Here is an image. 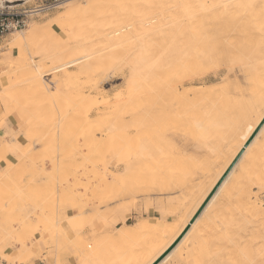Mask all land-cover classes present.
Instances as JSON below:
<instances>
[{"label": "rangeland", "instance_id": "rangeland-1", "mask_svg": "<svg viewBox=\"0 0 264 264\" xmlns=\"http://www.w3.org/2000/svg\"><path fill=\"white\" fill-rule=\"evenodd\" d=\"M0 1H2V0H0ZM43 1L44 0H33V1H29V2L18 1V2H15L13 4H8L6 2H2L3 4L1 7H8V6L11 7V6H15V5L24 4L23 5L24 7L33 9V8L37 7L39 4H41V2H43ZM67 2L70 4H80V6L82 8L84 6L86 7L85 0H61L59 7L55 8L53 10H50L46 13L39 14V15L33 17V19L29 22V24L23 30L17 31V32H12V33L4 36V38H2L0 40V72H2L4 70L7 72V68H6L7 62L9 64V62L12 63V62L16 61L17 51L14 49L10 50V44L13 41V37H15L16 35H20V34H22V35L26 34V32L28 33V31L32 27H37V28L45 27V31L43 32L42 37L40 38V42H39L41 44L39 46V48L43 49V50H41V51L37 50L38 53H37V51L35 52L36 56H35V53H34L35 50H34L32 55L28 56V57H31L30 59H32V61L34 63L38 64L42 68H46L52 63H54V65H58L57 63H59V62L62 63L66 58V56H65L66 54H64V55L59 54L55 58H51V57L45 58L44 56L43 57L40 56L42 53L46 52L47 50L60 52L64 49V46H66L67 43L70 44V43L74 42L75 40H79L82 35H84L86 33L89 34L90 31H92L91 33L94 34L95 32L99 31L98 28L100 30L101 29L104 30L108 26L107 23H103V22H105V18L103 20H101L100 18H98L99 16L95 17V15H93V14L91 15L92 17H88L89 14H86V12H85V15H83V19L85 17L87 18V19H85V22L76 21L77 19L74 18V15H68V18L66 20H64V22H60L58 24H55V21L60 19L62 16L67 15V7H65ZM246 2H247V0L246 1L243 0V2L240 3V5L241 4L244 5L243 7L241 6L242 9H240L239 4H238V6L235 4L237 7V8H235V9H237L236 11L233 9L235 5H232L231 7H229L231 11L229 10V8H227L228 11L226 10V13L224 12L225 14H222L223 16L221 15V18H220V16L219 17L216 16L219 19V20H217V18H216L217 22H215L216 20L212 19L214 17V15L212 16V13L209 14V12L211 11V10L209 11V8H208V10L203 12L204 9H207L206 6H205L206 8L203 7L204 9H202V8L199 9V7H196L194 9L198 8L197 10L193 9L192 11H189V13L191 12L190 15L186 14L187 16H184V17L181 16V18H182L181 20L179 19L180 16L175 18L176 19L175 24H172V25L175 26L178 23L175 26L176 29L174 28V26L171 27L169 25V26L161 27V29H162L161 30L158 28H153V27H157V26H153L152 24H150V25H145L147 28V29L145 28V30L148 32L147 33L145 31L147 33L145 35L141 34V33H143L142 32L143 29L139 28V30L136 31L137 33L130 35L129 37L125 36L124 38H121V39L118 38L117 41H119V39H120L119 42L115 41L116 39L115 40L110 39L109 37L105 38V39H103V38L99 39V37L93 36L94 38L96 37L97 40L99 39V41H97L96 39L94 40V38L92 37L89 40V42L91 44H96V43H99L101 40V42L99 43L101 45L100 48L95 47L96 45H94V46L90 45L89 46L90 43H88V42H87L88 44L87 43L85 44V45H87L86 46L87 48L85 46L83 49L80 48L79 50H78V48H75V50L70 55L67 56V57L70 56V59H71V56L73 59H75V58L79 59L78 58L79 55H83L82 57L90 56V54L92 55V51H94L95 54L99 50L102 52L101 57L96 62V67L100 68L101 66H99V65L104 64L100 68V70H102L104 72L106 71L107 72L106 74H108V75L104 76V79H106V80H104L101 88H102V90H104L103 92L106 93V96L107 97L109 96L108 98L110 100L107 97L105 98V96H104V98L100 97V98H96V99L95 98L91 99L92 96H90V97L88 96V98H84L83 95H85V97H86L89 94L88 92H90L88 87L90 85H93L94 83L92 82V84L89 85L88 82L85 79H83V76L81 79L80 78L81 74H79V70L77 69V67H73V69L69 68L67 70L69 74H72L73 77L75 76L74 77L75 79L72 78L71 81H69V82L64 81V79L61 77V75H59L60 73H57V74L54 73V74H51L49 76L43 77V80L45 81V83L46 82L49 83V84H47V83L46 84L48 85V88H50L51 90L48 89L49 91H46V93L42 94V95H40V93L35 92L34 87H29L25 83L22 85V83H23L22 81L25 79V76L23 75L24 73L18 72V74L17 73L16 74L19 76H17L13 72L15 75L13 73H11L9 75L10 79H11V83L13 81L14 82L16 81V83H18V84L14 85L15 83L13 82L14 84L12 83L13 84L12 88L10 89V91H8L9 97L11 98L10 102L9 101L5 102L6 101L5 97L7 96V93L5 94L6 96H4L3 93H0V94H2L1 96L3 97V98H1V96H0V120L4 119V113L5 112H9L11 115V116H9V128H11V126L14 125L15 126L14 131L18 134L6 135L7 129L4 126L0 125V137L2 135H5L6 137L9 138L10 141H13V140L17 141L16 140V138H17L20 141V143L14 149L8 150L9 152H7V151H5L4 153L0 152V242L3 243V245H0V249H2V251H0V262H3V264H7V262L4 260V257L10 256L13 253H15L16 258H17V264H22V262L27 261L26 259L30 258L29 254L31 253V258L34 261V264L36 263V261H42V262L46 263V260L49 262V264H51V261H53L54 259H58L61 255L67 254L68 250H72L73 253L71 255L74 258H78L79 261H84L85 264H133L135 262L136 257L138 256L137 254L140 253L144 247H146L147 243L143 244L142 241H144L145 239H150V238L152 239L158 233V230L160 228L155 227L156 222L161 224V227L163 230H166L163 226L168 227L170 224L162 222V221H164V217L166 216L167 212L174 210L176 208V206H179L183 202L182 200H180V201L178 200L180 198V193L182 196L183 193L185 192V191L182 192V189L186 190V192H187V188H189V186L191 185V182L189 183V181L192 178L194 179V177L196 178V176L197 177L199 176V173L197 175L196 171L197 170L200 171L203 164L207 160L209 162H211V160H213L212 159L213 156H211L212 152L210 153L209 150L212 151V149H214L216 147V145L218 146V143H216L217 138H218V142L220 143L219 146H225L224 148L222 147L223 151H224V149H227L226 146H228V143L230 144V146H229L230 149H232L233 146H232L231 142H233V145H234V142L235 143L238 142L237 138L235 137L234 140L230 139V141L233 140L231 142L228 141L229 139L228 140L224 139V141L226 140L225 141L226 144L221 145L224 143L223 139H221V138H224L226 136H223V137L216 136V139L213 138L215 136H209L208 138L205 139V141L199 140L198 136H196V135L203 130L202 129V123H201L202 119H203L202 118L203 115H201V113L198 114L199 113L198 111L200 110L203 114V111H204V109H206L205 107H208V104H209L208 101H209V99L211 100V96L213 94H211V96H209L210 98L209 97H207L208 99L205 98V101L208 100L207 101L208 103L205 102L204 99H201L204 101V103H207V105H205V104L202 105L203 102H200V100L196 96H194V101L196 100L197 101L196 103H198L195 106V105H193L195 102L190 101L193 96L189 92L190 91H198V90L201 91L202 89H204V91H205L209 87H216V88H219L220 90L222 88V92L220 91V93H218L219 96L221 95L220 97L218 96L217 93H215L213 95L214 97L216 96L219 101L218 100L215 102L213 101V103L209 104V106L212 105V107H208V108L209 109L213 108L212 110H214L215 107H213V106L215 104H218L217 102H220L218 105L226 104L224 106L228 107L230 105L229 101H232L233 102V103H231L232 106H229V108H231L232 111L229 112V109L225 108L223 106L226 110L223 108L224 113L222 111L221 112L222 115L220 114V111H219L220 115L217 117V119L218 120L221 119V123L223 121V125H225V123L230 121L231 125L235 124V127L238 126V128L240 129L241 126L239 127V125L237 124V119L240 118L239 116H241L243 110L246 108L245 106H248V104L250 102H252L251 99L257 93L260 92L259 88H261L262 85H263V87L261 88V91L264 88V84L262 82V81H264V79H263L264 77L259 78V79H261V82L258 80V78H257V80L259 82H257V80H256L257 75L260 74L261 72H263V69H264L263 61H262V60H264V53L262 52L261 49H259L260 47L264 46V36H263L264 35V29H263L264 28V22L261 20L264 17V4H261L260 0L259 1L255 0V2H254L255 4L253 2H249L250 3L249 4L247 2L248 5L249 6L251 5L253 8L250 6V8L245 9ZM251 3H253V4H251ZM263 3H264V0H263ZM254 8H255V12L253 11ZM244 10H246V11L244 12ZM247 10H249V11L247 12ZM261 11H262V13H261ZM230 12H234L236 14L234 15ZM240 12H241V15H240ZM257 12L261 13L260 14L261 16L263 14V16L259 17L260 16L259 15L258 16L259 18H257L258 20L255 19V21H254V19L252 17L254 16L256 18L257 17L256 15L258 14ZM194 14H195V17H194ZM197 14H198V16H197ZM243 14H245L246 16ZM250 14L252 16H250ZM230 15H232V16H230ZM93 16H94V18H93ZM190 16H192V17H190ZM209 16H212V17H209ZM232 17L234 18V21L232 20ZM249 17H250L252 22L254 21L253 22L254 25L258 23V25L260 24V27H258L257 29H255L256 27H254V30H252L253 29L252 26H254V25L253 24H251L252 26L249 25V23H252V22H250V19H248L249 21L246 20ZM177 18H178V21H177ZM192 18H194V19H192ZM207 18H209V19H207ZM239 18H240V20H239ZM210 19H212V22H210L211 21ZM214 19H215V17H214ZM167 20L169 21V19L167 18L164 22H166ZM256 20H257V23H255ZM201 21H202V23H201ZM208 21H209V23H208ZM222 21H225V23L224 22L222 23ZM238 21H240V22L238 23ZM247 21L249 23H247ZM100 22H101V24L103 23L106 26L103 27V25H101ZM192 22H194V23H192ZM195 22L197 25H193V24H195ZM232 22H233V26H230V25H232ZM236 23H237V26L235 25ZM180 24L182 26L184 24V26L182 27ZM208 24H210L212 26L214 24V28L210 27V26L208 27ZM220 24L223 25V27ZM192 25L195 26L196 28L192 27ZM216 25H219L220 31H222L223 33L225 32V33L223 34L221 32L222 33L221 34ZM258 25H255V26H258ZM179 26H181V27L179 28ZM215 26L217 29L215 28ZM93 27L94 28L96 27L97 29L94 30ZM205 27H207V28L205 29ZM221 28H222V30H221ZM225 28L229 31L226 32ZM259 28H261V29H259ZM192 29H194L195 31ZM223 29H224V31H223ZM154 30H157V31L155 32ZM217 31H218V33H217ZM253 31H256V32H253ZM179 32H181V34ZM250 32H251V34H250ZM157 33L159 36L157 35ZM261 33H262V35H261ZM92 34H90V35H92ZM196 34H203V36L201 35V37H197L199 35H196ZM226 34L227 35L229 34L228 37ZM256 34H258V35H256ZM135 35H136V37H135ZM213 35L215 36V38H217V42L214 41ZM253 35H254V37H253ZM259 35L261 37H259ZM76 36L77 37L80 36V37L76 38ZM131 36H134V38H132ZM209 36H210V39H211V37H213V38L210 40ZM220 36H222V38H224V39H222ZM230 36H231V38H230ZM255 36H257V38ZM163 38H164V41H163ZM186 38H187L186 46L181 45L179 43L180 40L183 41V39H185V41H186ZM220 38H221V40H220ZM258 38H259V42H258ZM228 39L230 41H228ZM92 40L97 41V42L93 43ZM105 40H106V42H105ZM143 40L144 41L148 40L150 43L149 46H151L153 44L152 46L154 48L152 50H155V51L156 50L158 51L159 49H162V48H167V49L169 48L168 49L169 55L175 56V57L181 56L182 55V52H181L182 48L183 47L186 48V49H184V51H185L184 54L187 55L185 57V64L187 67L189 66L190 68H186L188 70L187 71L184 70L183 71L184 73L181 72L183 74L180 73L179 76L185 77V75L186 76L188 75L187 76L188 79H190L189 77H192V76L196 75L197 73L199 74V76L197 78L194 76V77H192V79H190V81H194L193 83L192 82L190 83V81H188V79L186 78V80L188 81L187 82L184 78L183 80L185 82H187L185 84L183 81H182V83H178V81L175 79V78H177L175 73H174V76H175L174 79H172L173 75L172 76L169 75L168 77L162 76L163 77L162 79L165 80L166 82H163L162 79H160L161 77H158V80L156 79L157 82L155 81L156 83L154 82L155 84L154 83L152 84L153 88H150V85L149 86L147 85L148 86L147 87L143 83H141V84L137 83L136 84L137 87L134 85L128 84L129 81L125 80L124 77L121 75L122 74L126 75L127 71H129L128 69H130L131 65H134L137 62L139 63L141 61V53L143 54V52H140L141 47H142V44H140V43H143L144 42ZM10 41H11V43H10ZM109 41L111 42L110 45H109ZM137 41L139 42L138 45L140 47L138 45H136L137 47L135 46V48L133 49L132 45L135 44V42L137 43ZM140 41H142V42H140ZM155 41H157V43ZM218 41H223V42H218ZM112 42H114V44H112ZM197 42H199V43H197ZM102 43L107 44V46L104 47L107 49L103 48ZM116 43H117V46H116ZM125 43L126 44L129 43L130 46H128L129 45L128 44L125 48L124 47ZM252 43L257 44L258 46L257 45L252 46ZM165 46H167V47H165ZM146 47H148V46H146ZM101 48H103V49L101 50ZM130 48H132L133 50ZM115 49L116 50L118 49V51H115ZM208 49H209V51H208ZM263 49H264V47H263ZM112 50H113V52L115 51V53H112ZM128 50H129V52H128ZM198 50H199L200 54L202 52L201 55H203V56H201L199 53L196 54V52H198ZM39 51L41 53H39ZM81 51H85V52H81ZM134 51L136 54L134 53ZM89 52H90V54H89ZM103 52H104V54H103ZM139 52H140V54H139ZM187 53H189V54H187ZM111 54H113V55H111ZM119 54H121V55H119ZM96 55H99V54H96ZM196 55L201 56V58L199 56H198L199 58H196L197 57ZM206 55L209 56L210 60L207 57V59L209 60V64L207 62L208 60L205 59ZM239 55H241V56H239ZM64 56H65V58H64ZM105 56L106 57L108 56V57L106 58ZM202 57H204L203 59H205V60H203L204 62L207 60L206 61L207 64H206V62L202 63L203 62ZM225 57H226V59H225ZM242 57H243V59H242ZM260 57H261V60L258 59ZM186 58H188V59H186ZM252 58H257L256 60H258L262 65L260 63H258L257 61H256L257 64H255L254 63L255 59H252ZM13 59H15V60H13ZM189 59L192 60V62ZM196 59H200V60L197 61ZM251 59H252L253 63L251 62ZM82 60H80V62H81L80 64L83 66V64H85L86 61H84L85 59H82ZM194 61H196V63ZM199 61H202V62H199ZM250 62L252 65H250ZM11 63L9 64V66L12 64L16 65V67L18 66L17 65L18 62L17 63L15 62L12 64ZM41 63H42V65H41ZM167 63H168V61H167ZM171 63L172 62L170 61V64L169 65L167 64L168 68H170V70L174 69V67L176 69L179 68V70H180V67L175 66L176 63L175 64L174 63L171 64ZM180 63H181V61H180ZM196 64H198V65L196 66ZM81 65H78V66H81ZM105 65H108V66H105ZM173 65H174V67H173ZM179 66H180V64H179ZM200 66H202V67L199 69ZM165 67L167 68V66H165ZM110 68H111V70H108ZM209 68H210V70H209ZM190 69L192 71L193 70H196V71L200 70V72L204 75H200L201 73L200 72L196 73V71H195V74L193 73L194 75H192V72L189 71ZM212 69H214V71ZM229 69H230V71H229ZM162 70H164V67ZM167 70L165 69L164 74L168 75L170 72L168 71L166 73ZM108 71H110V73H108ZM174 71H175V69H174ZM188 71H189L190 75L187 74ZM215 71L218 74H216ZM237 72H238V74H237ZM120 73H122V74H120ZM12 74L14 75L13 78L11 77ZM244 74H246V75H244ZM254 74L255 75L257 74V75L255 76ZM52 75H57L56 80H58L60 82L59 85L56 86L54 84V82L52 83V78H53ZM72 75H71V77H72ZM207 75H209V76H207ZM15 76H17V77H15ZM234 76H236V79H234L235 78ZM21 77H22V79H21ZM112 77H113V79H112ZM202 77H205V78H202ZM18 78L20 79V81ZM196 79L199 81H197ZM167 80H168V82H167ZM255 80H256V82H255ZM169 82L173 83V87L170 86L171 83H169ZM210 82H211V86H210ZM220 83L224 84L223 87ZM86 84H87V86H85ZM175 84H178V85L175 86ZM179 84L181 85V87ZM218 84H220V87H218L219 86ZM240 84H242V85H240ZM143 85L145 86V88L147 87L148 89L147 90L145 89V92H143V93H146V94H144V97H143L144 99L140 100V99H142L141 98V96L143 94L142 91H144V89H143L144 87H142ZM167 85H168V87H167ZM1 86H0V89H1L0 91L3 92L2 91L3 86L2 87ZM126 86H127V88H126ZM224 86H226L227 88ZM51 87H53V88H51ZM160 87L163 88L164 92L162 91V93H159V91L161 92V90H162V89L158 90ZM191 87H193L194 90ZM81 88H82V90H81ZM138 88H139V90H138ZM140 88H142L141 91H140ZM182 88H184V89H182ZM187 88H189L190 90L186 91ZM254 88H256V89L253 90ZM86 89L89 91H87ZM174 89H176L175 91L178 90L177 92H180V93H178L177 97L173 95L175 93ZM181 89L184 92H186L185 95H187V97L189 95L190 96L189 98H191L189 100L190 102L188 103V105L185 104L186 101L184 99L186 98L188 100L189 98L185 97L184 92ZM224 89H226V90H224ZM240 89H242V90H240ZM246 89H247V91H246ZM149 90L150 91L156 90V91L152 92V94L149 95L147 93V92L151 93ZM250 90H253V91H251L252 93H250ZM129 91H133L134 93L133 92L129 93ZM135 91L140 93L139 96L135 95ZM170 92H171V94H172V92H174V93L171 95ZM177 92H176V94H177ZM229 92H231V94ZM138 93H136V94H138ZM246 93H248L249 95ZM253 93H256V94L252 95ZM129 94H130V97H129ZM131 94L133 97L135 95V98H133L131 96ZM157 94H158V96H157ZM160 94H162L163 97ZM145 95H146V97H147V95H149L147 97L148 100L146 99ZM152 95L154 97H152ZM166 95H168V96H166ZM234 95L236 97L237 96L239 97L240 95H242V97L245 96L244 97L245 100L248 98L250 100L248 99V101H247L248 104H247L246 102L245 103L242 102L243 100H241V99H244V98H242V97H240L241 99L234 98L235 97ZM136 96H138L139 99ZM171 96H173V97H171ZM180 96H181V98L179 99V102H178V97H180ZM213 96H212V99H213ZM222 96H224L223 99H222ZM226 96H227V98H226ZM250 96H252V98ZM79 97H80V99H79ZM114 97H115V99H114ZM159 97L162 100H160ZM167 97H169L170 100L167 99ZM175 97H176V99H177L176 101L178 103H176ZM228 97H229V99H228ZM150 98H152L153 103H151ZM217 98H214V100ZM230 98H231V100H230ZM232 98H233V100H232ZM1 99H3V100H1ZM100 99L101 100L103 99L105 101H103V100L101 101ZM137 99H138V101L136 102ZM155 99L158 101H156ZM171 99H173L174 101H171ZM226 99H228V100H226ZM237 99H239L241 101L239 102ZM95 100H96V102H95ZM128 100L131 103V106H130ZM180 100L181 101L184 100L183 101L184 103H181ZM235 100H237V101L234 102ZM132 101L134 102V105H136L135 107L133 106L134 109H132L133 108L132 107ZM142 101L147 102V104L149 102L148 105H146V103H145V105L147 107L145 106L143 108V106H142L143 102ZM211 102H212V100H211ZM223 102H224V104H223ZM175 103L177 104L178 107L180 106L179 104H182V107L184 104H185L184 107L187 105L189 107L188 109L191 108V113L192 112L193 113L190 114L189 113L190 110L187 111V109L184 110V111H187V113L186 112L183 113V111L181 109L182 115L180 116V114H179L180 111H178L179 109L175 110V108L174 109L171 108V107L176 106ZM191 103H192L193 107H192ZM199 103H202L201 105L204 108H202V107L200 108V106H198ZM227 103L229 105H227ZM234 103H236V104H234ZM106 104L107 105L109 104V105L107 106ZM151 104H153V107L149 110V108L152 106ZM243 105H244V108H243ZM148 106H150V107L148 108ZM177 106H176V108H177ZM11 107H13L15 110H13V108H11ZM169 107L171 108V110L169 109ZM182 107L180 106V108H182ZM163 108L166 111L170 110L171 112L168 111L169 114L165 115L164 112L161 111V110H164ZM197 108H200V109L197 110ZM219 108H220V106H219ZM219 108L218 109L215 108V110L216 109L219 110ZM11 109L13 111H10ZM201 109H203V110H201ZM227 109L229 112L228 113L229 116L226 113ZM17 110L19 111V115L17 113L18 112ZM192 110H194V111L197 110V112H195V114H194V111H192ZM215 110L212 112L206 111L204 113L205 119L207 120L206 116L208 115L209 121H211V120L213 121V119L210 120L209 114L214 113ZM217 110H216V113H217ZM129 111H131V112H129ZM148 111H150V112L148 113ZM174 111L178 112V115L176 113H174ZM236 111H237L238 115H237ZM240 111H241V114H240ZM82 112H84V113H82ZM168 112H166V113H168ZM207 112L209 114L206 115ZM132 113H136V114L142 113L143 115L145 114L146 116L148 114L150 115L152 113L151 117L153 118L155 116L153 118L155 120L152 119V123H153V121H155L153 123L154 125L148 121L149 124L147 123L148 124L147 126L148 127H150L152 125L153 126L150 128L144 127L145 128L144 129V136H135V137L133 135L132 136H124V134H123L124 133V130H123L124 126L121 125L120 122L122 119L129 118L128 115L132 114ZM159 113H161L162 116H161V114L159 115ZM196 113H197V116H195ZM216 113H214V115L213 114H211V115L213 117L214 116L216 117V115L218 114V113L217 114ZM231 113L232 114L236 113V114L232 116ZM22 114H24L25 116ZM83 114L85 116L87 114L88 116H86V117L87 118L90 117V118L88 120H86L87 118ZM174 114H176V115H174ZM183 114H185V115H183ZM21 115L23 118H21ZM149 115H148V118H150L149 120H151V117H149ZM186 115H187V118L185 117ZM192 115H194V116H192ZM223 115H225V117ZM182 116H184L187 120H188V118H190V119H192V121L189 119L187 122V120H185L184 117H182ZM212 116H211V118H213ZM230 116L233 117L234 121H233V119L230 120L231 119ZM197 117H198L197 121L201 120V122H200L201 124L196 122L197 123L196 124L197 126H196L193 124H195L194 121H196ZM222 117H224V118H222ZM17 118H19L20 120H23V122L25 119L27 120V118H30L26 122L23 123L26 126V128H25L26 133L25 134H22V132L19 130L18 127L21 124L19 123L20 120H17ZM170 118H171V120H170ZM199 118H202V119H199ZM163 119H165L166 121L169 120L168 122H165V124H166L165 127L163 125L164 122H162ZM177 119H180V120L178 121ZM226 119H227V122H226ZM160 120H161L162 124L160 123ZM214 120H216V118H214ZM224 120H225V123H224ZM86 121H88V123ZM94 121H96V123H94ZM235 121H236V123H235ZM113 122H114V124H113ZM232 122H233V124H232ZM85 123H87V124H85ZM191 125H192V131L194 133H192L191 129L189 128ZM225 126H223V127L221 126V128L223 130H225L226 129ZM154 127H157V128L155 130L153 129L154 131H152L151 129ZM160 127H161V131L165 128V132H164V130L161 132ZM198 127H200L202 130ZM79 129L83 130V131H81V134H80ZM99 129L104 130L105 134L107 133L106 136H102V134L98 132ZM147 129H148L149 134H150V131H151V133H153V132L155 133V131H157L159 129L157 132L158 134L153 133V134L148 135ZM174 129H175V131L171 132ZM197 129L199 130V132ZM169 130H171V131H169ZM176 130H178V131H176ZM186 130H187V132H186ZM166 131H167V133H166ZM189 131L191 132V134H189ZM159 132L162 133L161 134L162 136L160 135ZM175 132L177 133L178 137H177ZM168 133H169V135H168ZM183 133H185V135H187V137ZM180 134H183L184 137L182 138ZM193 135H195V136H193ZM170 136L171 137L173 136V138H171ZM210 137L212 138L211 141H210ZM186 138H187V140H186ZM146 139L147 140L149 139V140L147 141ZM158 139H160V140H158ZM166 139H167V141H166ZM220 139H221V141H220ZM135 140H136V142H134ZM157 140H158V142H156ZM164 140H165V142H163ZM198 140L201 143H203V145L205 144L204 145L205 147H203L202 144ZM175 141H178V142H175ZM187 141H189V142H187ZM151 142H152V144H151ZM198 142H199V144H198ZM207 142H209V143H207ZM212 142H213V144H215L214 147L212 146ZM31 143L35 144V145H33L32 149H29V151L27 149H25L24 151L21 152V150L24 146L26 147L27 144H31ZM37 143H39V144H37ZM165 143L168 145H166ZM208 144L211 145L212 149L210 148V145H208ZM191 145H193V146H191ZM195 145H197V146H195ZM199 145H200V147H199ZM206 145H207V147H206ZM142 146H144V147H142ZM161 146H162V148H161ZM181 146L182 147L188 146V147H184V149L186 148V150H184ZM179 147L182 148L185 153H183V151L180 150ZM191 147H194V148H191ZM202 147L204 149H202ZM208 147H209V149H208ZM164 148H166V149L164 150ZM198 148L199 149L201 148V150L199 151ZM191 149L192 150L194 149V150L192 151ZM132 150H134V151H132ZM229 150H225L224 152L227 153V152H229ZM197 151H198V153L196 154ZM230 152H232V151L230 150ZM230 152H229V155H230ZM179 153L181 154V157L179 156L180 155ZM199 153L201 155H199ZM188 154H190L191 156L193 154V156L191 157ZM209 154H211V155H209ZM262 154H261V156L264 157V155H262ZM8 155H12L13 157H10V159L8 160V158H7ZM188 156H190V157H188ZM258 156L259 155H257L256 158L259 159L260 156L259 157ZM176 157H180V158L176 159ZM182 157L185 159V160L182 159V162L186 161V163H184L186 166V172H184V170H183V169H185V166L184 167L182 166L184 164L182 162H180ZM205 157H206V160H205ZM263 157H260L259 161H257L258 159L256 160V158H254L252 160L253 164L250 163L251 161L249 162V164H246V162H248V161H246L245 159L242 161L245 164H243L241 162L239 168H237L238 171L236 173H234V175H237L236 178L239 176L240 177L242 176L243 179H242V177H241V180L239 179L240 177L237 179H234L235 177H233L232 181L235 182L238 180L239 184L241 183V185L243 187L242 191L240 189L241 186L239 184H236L234 191L231 193V196H230V194L227 196H224V197L222 196L221 198H219L216 201V203L217 202L219 203V204H217V208L215 206L216 204L213 205L214 207L210 208L212 210H209V211L210 212L212 211L214 216H215V214H216V216L218 215L217 216L218 219L216 220V216H215V220H214L213 214H210V212L208 211L210 216H208V214H207V216L210 218L212 215L211 218H213V221L209 220L210 223H209V225L207 224L210 227L209 230L207 229L208 228L207 225H205L207 228H205V231H203V234L201 232L200 235H201L202 240H206L205 237L206 238L208 237L209 240L208 241L206 240L207 241V243H206L205 241L202 242L201 238H200V249H203L200 251V253L193 255L192 251H190V250L188 251V255L189 256L191 255L190 257L188 256V258H187L188 264H197V263L201 264L202 261H205L208 259L210 254L214 253V249H215V253H218L219 249L215 245H217V243L220 242L219 237H221V238L223 237L224 239L223 238L222 239L225 240L226 232H227V236L231 235L230 232L234 233L232 235L235 236V234H237L236 232L243 229L242 224H241L242 226L236 225V224H238V222H237L238 220L240 223H242L243 221L245 222V220L247 222V223L246 222L244 223V228L245 227H247V228L243 229L244 233H245L244 234L245 237H248V236L250 237L251 235H249V233L250 234L253 233L252 236L255 237L254 239H256V237H258V236L264 235V230L262 231V227L264 228V221H262V220H264V214H263L264 213V208H263L264 206H262V205H264V202H262V201H264V187H261V184L264 185V182H263V180H264V175H263L264 169L262 170V168H261L264 165V161L262 163H260V161L263 160V159H261ZM174 158H175V160H174ZM193 158H195V159H193ZM207 158H211V159L209 160ZM163 159H166V163L162 161ZM170 159H171V163H170ZM179 159H180V161H179ZM195 160L197 163L195 162ZM154 161H155V163H154ZM177 162H178V166L180 164V166L177 168L180 170L175 169L176 171H178L177 174L180 175V173L182 172L183 177L182 176L181 177L184 180H186L185 179L186 174H187V176H188V174L192 175L191 176L192 178L190 179V175L188 177L186 176L187 180L188 179L189 180L188 181L186 180L184 182V180H181L180 178H178V176L174 177L171 175V176H169L170 179L167 177L168 181H170V182H167L165 184L163 183L164 185H166V184H168V185L167 186L162 185L161 176L162 177L165 176L162 174L163 173L162 169H163L164 174H165V171L169 172V167H171L170 169H172V168H174L173 166H177L176 165ZM161 163H164V164L162 165ZM181 163H182V165H181ZM199 163L201 166L199 165ZM258 163H260V164H258ZM38 164H40V165H38ZM41 164L43 165V167ZM188 164L191 165V166L189 165L191 168L187 167ZM195 164L199 165L200 167L199 166L196 167ZM250 164H251V166H250ZM192 165H195V167L193 166V168H192ZM38 166H40L41 168H39ZM244 166H246V168H245L246 170H248L249 168L253 169L252 171L249 169L247 171L249 173L246 172V174L248 176L247 177L248 180H245L246 174L245 175L243 173L240 174V172H239V171H242ZM103 167H107L108 171H110L111 173L113 172L111 174V176L114 175L113 177L117 176L118 178L116 177L113 179L111 177L106 176L105 179H108L106 182H104L103 179H100V178L98 179L97 170H101ZM158 167L160 168V171H158L159 170V169H157ZM259 167H260V170H262V173L259 171L256 172L257 170H259ZM42 168H43V170H42ZM194 168H195V171L192 172V169L194 170ZM40 169H41V172H40ZM187 169H191V171L190 170L187 171ZM253 171H255V175H253L254 174ZM156 172H157V174L160 173L161 175L160 174L157 175ZM190 172H192V173H190ZM251 172H252L251 175H253V176H257L258 173H259L258 175L262 174V176L260 175V176L255 177L256 179H259V182H258V180L253 182V180H255V178L250 176ZM138 173H139V176H138ZM37 174L40 176H38ZM154 175H157V177ZM145 176H146V178H145ZM164 178H166V177H164ZM172 178H173L174 182H173ZM175 178H177V180ZM249 178H250V181H249ZM145 179H147V180H145ZM179 179L181 180V182H183L182 186H181L182 183H180ZM175 180H176V182H175ZM243 180H245V181H243ZM162 181L166 182L167 180L162 179ZM246 181H248V182L246 184H244ZM186 182L189 185L186 184ZM99 183H101V184L104 183V185H105V188H103L102 192H101V190L99 191V188H96L97 184H99ZM158 183H160L161 186L166 187V188H164L165 189L164 191H162L163 187L161 188V186H158ZM173 183H175L177 185L179 184V187L176 185L178 187V189H180V187H183V188H181L179 191ZM251 183L255 184V185L253 184L255 188L252 187L253 185ZM155 184H156V186H155ZM185 184L187 185V188L185 187V189H184V186H186ZM257 184H259L260 187ZM237 185H239V186H237ZM157 186H158V188H157ZM173 186H175V188ZM169 189L170 190L173 189L172 193L174 195L177 193L176 195L178 197L172 195L170 192L168 193ZM255 189L256 190L258 189V190L256 191ZM158 190H161V191H158ZM174 190H176L175 193H174ZM177 190H178V192H177ZM239 191L241 194L243 192V194L241 195L240 193H238ZM161 192L164 194H162ZM165 192L169 194V197L171 195L172 196L169 198L168 196H166L167 194ZM160 193L162 196L160 195ZM178 193H179V195H178ZM235 194L237 196H238V194H240V196L236 197ZM145 195H147V196H145ZM258 195H260V196L258 197ZM229 196L231 197V199ZM249 196H251V197H249ZM254 196H255V198H254ZM135 197H137V198H135ZM176 197L178 199H176ZM243 200H244L245 206L243 205L241 207V205L243 204ZM220 201H222L223 204ZM226 201H228V202L226 203ZM258 201L261 203H259ZM251 202H252V206H251ZM245 203L247 205L251 206V209H253L251 211H252V213L254 212L253 215H251L252 213H250L251 212L250 207H249L250 212L247 210L248 207ZM253 204L255 205V207H253L254 206ZM218 205H219L220 210L218 209ZM222 205L224 208L222 207ZM224 205L225 206L227 205V207H225ZM232 205H234V206H232ZM69 206L70 207L72 206L73 209H75V210H72L69 214H65L64 216L61 215V213L63 212V209H64V211L70 210ZM104 206L105 207L107 206V207L105 208ZM236 207H238L240 209H238ZM32 209L35 210L36 212L40 209L43 211L44 214L41 216L40 215L35 216L34 220H33V218H32L33 214L31 212V211H33ZM242 209H244L246 213L242 212L243 211ZM215 210H217V211H215ZM226 210H228L229 212H232V214H230ZM59 212H61V213L59 214ZM75 212H78L79 214L76 216H74V215L70 216V215L74 214ZM221 212H223L222 214H224V216H227V218L222 216L223 222H225L224 220L226 218V219H228L226 221L228 223V227L230 224H231L230 227L233 225L231 227V229H230V227H229V229L226 228L227 224L221 222V220H220L221 219L220 217L222 215ZM225 212H227V213L225 214ZM257 212H258V214L259 213L260 214L259 215L255 214ZM218 213H220L221 215ZM242 213H243V215H242ZM17 214H19L20 216ZM237 214H239L240 216L242 215V217H239V215L235 216ZM229 215H231L232 217ZM228 216L231 219L233 217H235V218H233V220L231 222V219L229 220ZM244 216H245V218L243 219ZM252 216L254 218L255 217H257V218L254 219ZM237 217H238V219H236ZM23 218L26 221H28V219L32 221L31 222L32 224L29 221L27 223L29 225V228H30V229H28L29 231L26 230V228H24V226L22 224ZM142 218H145L148 223H153V225H154V227L150 230V232H151L150 236L151 237L147 233H146V235H147L146 236L144 233V234H142L143 237H142V235L140 237H138L139 239L136 237L126 238V233H131L130 231H133L132 228H130V227H132V226L134 227V226L138 225L139 222L142 220ZM250 218H251V220H250ZM73 219L75 221V224L79 228V232H82V231L88 229L91 231V233H93L94 225L96 223L98 225V227L103 230V232L101 234V238H100V241H101L100 246L104 242H106L107 245L102 246V249L99 252V250H98L99 242H96L93 239V237H91L90 239H87V238L84 239V238L79 237L78 236L79 232L73 231L71 229L70 224H69V221L73 220ZM247 220H249V221H247ZM252 220H254V221H252ZM259 220H261L260 221L261 223L263 222V226L259 222ZM165 221H171V217L168 216ZM211 221H212V225H211ZM233 221L236 222V224H234ZM253 222H254V224H253ZM257 223H259L260 225ZM116 224H120L123 227L121 229H119V231L116 232L117 233V239H116L115 245L109 246V242H108V239L106 238V236L108 234V231L111 230L112 227H114V225H116ZM219 224H221V225L219 226ZM246 224H248L249 226H247ZM126 225H128V226H126ZM217 225H218V227H216ZM56 226H58V227H56ZM221 226H222V228L225 227L222 230L224 232V234L221 232V228H220ZM52 227H53V229H51ZM250 227H252V230ZM59 228L60 229L62 228V230H59ZM213 228H214V231H216V230L217 231L214 232ZM217 228H220V229H217ZM237 228H239V229H237ZM129 229H131V230H129ZM58 230L61 233H59ZM152 230H154V231H152ZM202 230H204L203 226H202L201 231ZM250 230H251V232H248ZM212 231H213V233H216V234H213ZM228 231H229V235H228ZM39 232H40V234H39ZM217 233H220V236H219V234L217 235ZM247 233H248V235H246ZM209 235L211 237H209ZM214 235H217L216 236L217 239L219 238L218 242H217V239H214V238H216ZM222 235H224L225 237ZM92 236H93V234H92ZM251 237L249 238V241H248V238L244 239L245 241H243L245 243L248 241L247 243L249 244V254H250L249 258H251L254 255L256 256L257 253L259 254V243H260V238H261V237H258L259 239H256L255 242L256 241L257 242L255 243L253 238H251ZM38 238H41V241L38 240ZM46 238H47V240H46ZM22 239H23V241H25V249H23L22 246L20 247V245L22 244V243L20 244ZM135 239H137L136 242L134 241ZM212 240H213V242H212ZM32 241H33V243H32ZM201 242H202V244H201ZM5 243H7L9 245V247H4ZM210 243H211V245H210ZM214 243H215V245H214ZM247 243H246V245H248ZM12 245H14L15 247H12ZM29 245L30 246L32 245V247H30ZM255 245H257V246H255ZM88 246H91V247L89 248ZM23 247H24V245H23ZM28 247L32 248V249L28 250ZM209 248L211 250L214 248L213 252L209 251ZM250 248H251V250H250ZM81 249H82V251H81ZM128 249H130L131 252ZM206 249L208 250L209 253L206 252L207 251ZM255 250H257L258 252H256ZM28 251H29V253H28ZM80 251H81V253H80ZM54 252L56 253L55 256H53ZM219 252H220V250H219ZM225 252H226V250H225ZM235 252L236 251L228 253L229 255H227V252L224 253L226 255H224L222 252V254H220L221 256L218 255V257H217V255H215V257L220 258V259H229L228 256H230V257H233V259L231 258L232 260L242 259L241 256H239V254H237V252L236 253ZM92 253H93V255H92ZM232 253L234 254V256ZM21 254L23 255V257L21 256ZM231 254H232V256H231ZM201 255L203 257H205V259L203 257H202L203 259H201ZM222 255L224 257H222ZM25 256L26 257L28 256L29 258L28 257L26 258ZM213 256H214V254H213ZM128 257H130V258H128ZM196 257L197 258L199 257L198 261H197V259H195ZM193 258H194V260H193ZM127 260H128V262H127ZM173 264H175V263H173Z\"/></svg>", "mask_w": 264, "mask_h": 264}, {"label": "bare ground", "instance_id": "bare-ground-1", "mask_svg": "<svg viewBox=\"0 0 264 264\" xmlns=\"http://www.w3.org/2000/svg\"><path fill=\"white\" fill-rule=\"evenodd\" d=\"M18 1H23V2H29V1H33V0H2V1H0V6H2V2H6V3H8V4H13V3H15V2H18ZM246 1V0H245ZM259 1V0H258ZM261 1V4H264L263 3V0H260ZM243 2V0H85V4H86V7L84 6L83 8L80 6V4H70V3H66V5H65V7H67V15H64V16H62L60 19H58L57 21H55V24H58V23H60V22H64V20H66L67 18H68V15H74V18L75 19H77L76 21H82V22H85V19H87L86 17L83 19V15H85V12H86V14H89V16L88 17H92L91 15L93 14V15H95V17H97V16H99L98 18H100L101 20H103L104 18H105V22H103V23H107L108 24V26L103 30V29H99L98 28V30L99 31H97V32H95L94 34H92L91 32L92 31H90V33L89 34H84V35H82L81 36V38L79 39V40H75L74 42H72V43H67V45L66 46H64V49L62 50V51H60V52H55V51H46V52H44V53H42L40 56H44L45 58L46 57H51V58H55L57 55H59V54H61V55H64V54H66L65 56H66V58H65V56H64V58H65V60L62 62V63H57L58 65H54V63H52V64H50L48 67H46V68H42L41 66H39L38 64H36V63H34L33 61H32V59H30L31 57H28V56H31L32 55V53H33V51H34V53L37 51V50H43V49H40L39 48V46L41 45L39 42H40V38L42 37V34H43V32L45 31V27H41V28H37V27H32L29 31H28V33L26 32V34H20L19 32V34L20 35H16L15 37H13V41H12V43H11V41H10V50L11 49H14V50H16L17 51V58H16V63H17V67H16V65H13L12 63H15V62H9V64L11 63L12 65H10L9 66V64H8V62H7V64H6V68H7V72L4 70V71H2V72H0V86L3 88V92H1L0 91V93H3V95L4 96H6L5 94L7 93V96L5 97V102H7V101H9L10 102V100H11V98L9 97V94H8V91H10V89L12 88V85L14 84V85H16V84H18V83H16V81L12 84L11 83V79H10V74L11 73H17L18 74V72H20V73H24L23 75L25 76V79L21 82L22 83V85L25 83V84H27V86H29V87H34V90H35V92H37V93H40V95H42V94H45L46 93V91H49L48 89H50V88H48V85L47 84H49V83H45V81L43 80V77H45V76H49V75H51V74H54V73H60L59 75H61V77L64 79V81H71V79L72 78H74L73 77V75L72 74H69L68 73V69L69 68H72L73 69V67H77V69L79 70V74H81V79H82V76H83V79H85L87 82H88V84L90 85V84H92V82L94 83L93 85H90L89 87H88V89L90 90V92H88L89 94L85 97V95H83L84 96V98H88V96L90 97V96H92V98L91 99H96V98H104V96H105V98L107 97L106 96V93L105 92H103L104 90H102V84H103V82H104V80H106V79H104V76L105 75H108V74H106L107 72L105 71H102V70H100V68L104 65H99V66H101L100 68H97L96 67V62L98 61V59L101 57V51L99 50L96 54H99V55H96L95 54V52L94 51H92V55L90 54V52H89V54H90V56H84V57H82L83 55H79L78 56V58L79 59H73L72 58V56H71V59H70V56L69 57H67L68 55H70L74 50H75V48H78V50L81 48V49H83L84 48V46L86 47L87 45H85L87 42L88 43H90L89 42V40L93 37V36H96V37H99V39L100 38H103V39H105V38H110V39H116L115 41H117V39L118 38H124L125 36H130V35H133V34H135V33H137L136 31L137 30H139V28H141V29H143L142 30V32L143 33H141V34H143V35H145V34H147L148 32L145 30V28H146V26L145 25H150V24H152L153 26H157V27H153V28H158V29H161V27H164V26H174V25H172V24H175V18L176 17H178V16H180V20L182 19L181 18V16L182 17H184V16H187L186 14H189L190 15V13H189V11H192L194 8H196V7H199V9L200 8H202V9H204L203 7H207V9H204L203 10V12L204 11H206V10H208V8H209V14H211L212 13V16L214 15V17H215V19H214V17L212 18L213 20H216V18L217 17H219L220 16V18H221V15L222 14H225L226 13V10H227V8H229V7H231L232 5H237L238 6V4L240 5V3H242ZM247 2L249 3V2H255V0H247ZM246 2V5L248 6H246L245 5V9H248V8H250V6L248 5V3ZM253 3H251V4H253ZM70 4V5H69ZM250 4V3H249ZM255 4V3H254ZM236 5L234 6V10L236 11L237 9H235V8H237L236 7ZM241 6L243 7L244 5H240L239 7H240V9H242L241 8ZM64 7V8H65ZM205 7V8H206ZM252 7V6H251ZM253 8V7H252ZM104 9V10H103ZM198 9V8H197ZM197 9H194V10H197ZM232 9V8H231ZM229 10H230V8H229ZM233 10V11H234ZM251 10V9H250ZM228 11V10H227ZM231 11V10H230ZM243 11V10H242ZM246 10H244V12H245ZM249 10H247V12H248ZM254 12H255V8H254V10H253ZM259 11V10H258ZM202 12V11H201ZM202 12V13H203ZM225 12V13H224ZM239 12V11H238ZM260 12V11H259ZM197 13V12H196ZM201 13V14H202ZM230 13H232V14H236V13H234V12H230ZM258 13V12H257ZM261 13H262V11H261ZM261 13H258L256 16V18L253 16L252 18L254 19V21H255V19H257V18H259V17H262L263 16V14H262V16L260 15ZM238 14V13H237ZM249 14V13H248ZM254 14V13H253ZM107 15V16H106ZM233 15V16H234ZM240 15H241V12H240ZM243 15H245V14H243ZM255 15V14H254ZM260 15V16H259ZM193 16V15H192ZM192 16H190V17H192ZM197 16H198V14H197ZM212 16H209V17H212ZM217 16V17H216ZM223 16V15H222ZM230 16H232V15H230ZM246 16V15H245ZM250 16H252L251 14H250ZM259 16V17H258ZM194 17H195V14H194ZM228 17V16H227ZM226 17V18H227ZM235 17V16H234ZM237 17V16H236ZM240 17V16H239ZM93 18H94V16H93ZM169 19V21L167 20L166 22H164L166 19ZM189 18V17H188ZM201 18V17H200ZM199 18V19H200ZM242 18V17H241ZM245 18V17H244ZM185 19V18H184ZM192 19H194V18H192ZM207 19H209V18H207ZM206 19V20H207ZM212 19H210L209 21L210 22H212ZM224 19V18H223ZM248 19H250V17L249 18H247L246 20H248ZM261 19V18H260ZM263 19H264V17H263ZM263 19H261L263 22H264V20ZM91 20V19H90ZM179 20V21H180ZM217 20H219L218 18H217ZM217 20L215 21V22H217ZM226 20V19H225ZM230 20V19H229ZM232 20L234 21V18L232 17ZM239 20H240V18H239ZM243 20V19H242ZM258 20V19H257ZM257 20H256V22L255 23H257ZM177 21H178V18H177ZM176 21V22H177ZM190 21V20H189ZM209 21H208V23H209ZM227 21V20H226ZM244 21V20H243ZM249 21V20H248ZM247 21V23H249ZM253 21V22H254ZM164 22V23H163ZM184 22V21H183ZM182 22V23H183ZM225 23V21H222V23ZM228 22V21H227ZM240 21H238V23H239ZM250 22H252L251 21V19H250ZM253 22L252 23H249V25H251V24H253ZM101 24V22H100V24L101 25H103V27L104 26H106L105 24ZM163 23V24H162ZM188 23V22H187ZM186 23V24H187ZM192 23H194V22H192ZM201 23H202V21H201ZM221 23V22H220ZM221 23V24H222ZM231 23V22H230ZM229 23V24H230ZM242 23V22H241ZM246 23V22H245ZM260 23V22H259ZM178 24V23H177ZM176 24V25H177ZM220 24V25H221ZM175 25V26H176ZM181 25V24H180ZM193 25H197L196 24V22H195V24H193ZM192 25V27H195V26H193ZM202 25V24H201ZM236 26H237V23L235 24ZM254 25V24H253ZM255 25H258V23L257 24H255ZM252 26V30H254V27H256L255 29H257L258 27H260V24L258 25V26ZM175 26H174V28H175ZM182 26V25H181ZM181 26H179V28L181 27ZM183 26H184V24H183ZM182 26V27H183ZM204 26V25H203ZM207 26V25H206ZM213 27L214 28V24H213V26L212 25H210V24H208V27ZM217 26V28H218V30L220 31V29H219V25H216ZM216 26H215V28H216ZM222 27H223V25H221ZM230 26H233V22H232V25H230ZM188 27V26H187ZM262 27V26H261ZM29 28V27H28ZM94 28V27H93ZM170 28V27H169ZM191 28V27H190ZM196 28V27H195ZM207 27H205V29H206ZM216 28V29H217ZM263 28V27H262ZM97 28L95 27L94 28V30H96ZM147 29V28H146ZM171 29V28H170ZM176 29V28H175ZM185 29V28H184ZM226 29V28H225ZM259 29H261V28H259ZM264 29V28H263ZM162 30V29H161ZM178 30V29H177ZM181 30V29H180ZM192 30H194V29H192ZM208 30V29H207ZM210 30V29H209ZM221 30H222V28H221ZM236 30V29H235ZM147 33H146V32ZM155 32L157 31V30H154ZM184 31V30H183ZM195 31V30H194ZM223 31H224V29H223ZM227 31H229V30H227L226 29V32ZM17 32V31H16ZM94 32V31H93ZM193 32V31H192ZM198 32V31H197ZM222 31H220V33H221ZM253 32H256V31H253ZM166 33V32H165ZM171 33V32H170ZM180 34H181V32H179ZM217 33H218V31H217ZM219 33V34H220ZM223 33V32H222ZM221 33V34H222ZM225 33V32H224ZM223 33V34H224ZM259 33V32H258ZM90 34H92V35H90ZM155 34V33H154ZM161 34V33H160ZM178 34V33H177ZM208 34V33H207ZM206 34V35H207ZM210 34V33H209ZM215 34V33H214ZM250 34H251V32H250ZM157 35H158V33H157ZM196 35H199V36H197V37H201V35L203 36V34H196ZM205 35V36H206ZM218 35V34H217ZM216 35V36H217ZM227 35V34H226ZM229 35V34H228ZM228 35H227V37H228ZM256 35H258V34H256ZM261 35H262V33H261ZM159 36V35H158ZM193 36V35H192ZM264 36V35H263ZM80 37V36H79ZM79 37H77L76 36V38H79ZM94 38V40L96 39L97 40V38ZM132 38H134V36H131ZM135 37H136V35H135ZM140 37V36H139ZM138 37V38H139ZM190 37V36H189ZM213 37H214V41L215 42H217V38H215V36L213 35ZM213 37H211V39L213 38ZM221 38H222V36H220ZM253 37H254V35H253ZM252 37V38H253ZM256 38H257V36H255ZM259 37H261L260 35H259ZM221 38H220V40H221ZM230 38H231V36H230ZM255 38V39H256ZM99 39L97 40V41H99ZM120 39H119V41H120ZM207 39V38H206ZM209 39H210V36H209ZM210 39V40H211ZM222 39H224V38H222ZM227 39V38H226ZM247 39V38H246ZM94 40H92V42L93 43H95V42H97V41H94ZM113 40V41H114ZM254 40V39H253ZM119 41H117V42H119ZM130 41V40H129ZM144 41V40H143ZM151 41V40H150ZM163 41H164V38H163ZM176 41V40H175ZM225 41V40H224ZM228 41H230L229 39H228ZM251 41V40H250ZM100 42H101V40H100ZM99 42V43H100ZM105 42H106V40H105ZM140 42H142V41H140ZM156 43H157V41H155ZM187 42V38H186V41H185V39H183V41L182 40H180V44L181 45H185L186 46V43ZM218 42H223V41H218ZM247 42V41H246ZM252 42V41H251ZM258 42H259V38H258ZM262 42V41H261ZM87 43V44H88ZM99 43H96V44H89V46L90 45H92V46H94V45H96L95 47H99L100 48V44ZM108 43V42H107ZM110 41H109V45H110ZM130 43V42H129ZM128 43V44H129ZM132 43V42H131ZM138 41H137V43L135 42V44H133L132 46H133V49L135 48V46L136 45H138ZM197 43H199V42H197ZM256 43V42H255ZM253 44L252 43V46H256L257 44ZM263 43V42H262ZM8 44V43H7ZM99 44V45H98ZM112 44H114V42H112ZM111 44V45H112ZM123 44V43H122ZM128 44H124V47L126 48V46L128 45ZM140 44H142V47H141V50H140V52H143V54L141 53V61L138 63H136V64H134V65H131L130 66V69H128L129 71H127V73H126V75H123L122 73H120V74H122L121 76H123L124 77V79L125 80H128L129 81V83L128 84H130V85H134V86H136V84L137 83H139V84H141V83H143L144 85H150V88H153L152 87V84L156 81V79L158 80V77H161L160 79H162L163 77L162 76H172L173 75V78L172 79H174V73H175V75L177 76V78H175L177 81H178V83H182V81L184 82V84L185 83H187L188 81H190V79H192V77H198L199 76V74L197 73V72H200V70H189L190 72H192V75H194L195 74V71H196V73L198 74H196V75H194V76H192V77H189L190 79H188V75L186 76L185 75V77H180L179 75H180V73L181 72H183L184 70L185 71H187L188 69H186V68H190L189 66L187 67L186 66V64H185V57L187 56V55H185L184 53H185V51H184V49H186V48H182V55L181 56H171V55H169V52H168V49L167 48H162V49H159L158 51L156 50H152L154 47L152 46H149V41L148 40H145L143 43H140ZM163 44V43H162ZM189 44V43H188ZM223 44V43H222ZM230 44V43H229ZM98 45V46H97ZM102 45H103V48L105 47V46H107V44L106 43H102ZM119 45V44H118ZM144 45V46H143ZM204 45V44H203ZM260 45V44H259ZM262 45V44H261ZM116 46H117V43H116ZM128 46H130V44L128 45ZM139 46V45H138ZM146 46H148V47H146ZM168 46V45H167ZM167 46H165V47H167ZM233 46V45H232ZM258 46V45H257ZM137 47V46H136ZM140 47V46H139ZM208 47V46H207ZM264 47V46H263ZM263 47H258L259 49H261L262 50V52L264 53V49H263ZM87 48V47H86ZM90 48V47H89ZM103 48H101V50L103 49ZM124 48V49H125ZM148 48V49H147ZM249 48V47H248ZM46 49V48H45ZM104 49H107V48H104ZM130 49H132V48H130ZM129 49V50H130ZM132 49V50H133ZM137 49V48H136ZM139 49V48H138ZM143 49V50H142ZM167 49V50H166ZM87 50V49H86ZM91 50V49H90ZM122 50V49H121ZM127 50V49H126ZM129 50H128V52H129ZM197 50V49H196ZM223 50V49H222ZM221 50V51H222ZM260 50V51H261ZM39 51V53H41ZM109 51V50H108ZM111 51V50H110ZM115 51H118V49L116 50L115 49ZM115 51L113 52V50H112V53H115ZM136 51V50H135ZM135 51H134V53H135ZM208 51H209V49H208ZM76 52V51H75ZM81 52H85V51H81ZM80 52V53H81ZM100 52V53H99ZM132 52V51H131ZM137 52V51H136ZM140 52H139V54H140ZM254 52V51H253ZM37 53H38V51H37ZM79 53V52H78ZM88 53V52H87ZM94 53V54H93ZM109 53V52H108ZM107 53V54H108ZM190 53V52H189ZM189 53H187V54H189ZM197 53H199V50H198V52H196V54ZM207 53V52H206ZM210 53V52H209ZM226 53V52H225ZM262 53V54H263ZM103 54H104V52H103ZM106 54V55H107ZM117 54V53H116ZM136 54V53H135ZM200 54V53H199ZM201 54H202V52H201ZM200 54V55H201ZM208 54V53H207ZM239 54V53H238ZM261 54V55H262ZM39 55V54H38ZM86 55V54H85ZM88 55V54H87ZM111 55H113V54H111ZM119 55H121V54H119ZM132 55V54H131ZM210 55V54H209ZM35 56H36V53H35ZM39 56V57H40ZM197 56V57H196ZM195 57L196 58H201V56H203V55H201V56H199V55H196ZM199 56V57H198ZM237 56V55H236ZM235 56V57H236ZM239 56H241V55H239ZM263 56V55H262ZM33 57V56H32ZM106 57V56H105ZM108 57V56H107ZM106 57V58H107ZM111 57V56H110ZM181 57V58H180ZM207 57H208V59H209V56H207L206 55V57H205V59H207ZM255 57V56H254ZM14 58V57H13ZM63 58V59H64ZM204 57H202V61L203 60H205V59H203ZM238 58V57H237ZM82 59H85L84 61H86V63L85 64H83V66L80 64L81 62H80V60H82ZM186 59H188V58H186ZM207 59V60H208ZM225 59H226V57H225ZM242 59H243V57H242ZM252 59H255V64H257L256 63V61L258 62V63H260L258 60H256L257 58H252ZM252 59H251V62H252ZM259 60H261V57L260 58H258ZM13 60H15V59H13ZM41 60V59H40ZM190 60V59H189ZM197 61L198 60H200V59H196ZM206 60V61H207ZM210 60V59H209ZM209 60L207 61L208 62V64H209ZM83 61V60H82ZM167 61H168V63H167ZM170 61L172 62V63H176L175 64V66H178V67H180V70H179V68H175L174 67V65H173V67H174V69H175V71H174V69H172V70H170V68H168V65L170 64ZM180 61H181V63H180ZM191 62H192V60H190ZM202 61H199V62H202ZM205 61V62H206ZM213 61V60H212ZM227 61V60H226ZM263 61V66H264V60H262ZM195 63H196V61H194ZM204 61L202 62V63H205ZM207 62H206V64H207ZM251 62H250V65H252L251 64ZM100 63V62H99ZM122 63V62H121ZM120 63V64H121ZM171 63V64H172ZM198 63V62H197ZM249 63V62H248ZM253 63V62H252ZM40 64V63H39ZM168 64V65H167ZM179 64H180V66H179ZM189 64V63H188ZM261 64V63H260ZM41 65H42V63H41ZM44 65V64H43ZM78 65H81V66H78ZM198 64H196V66H197ZM212 65V64H211ZM262 65V64H261ZM47 66V65H46ZM98 66V65H97ZM105 66H108V65H105ZM165 66H167V68L165 67ZM249 66V65H248ZM163 67H164V70H162L163 69ZM170 67V66H169ZM172 67V68H173ZM202 66H200L199 67V69L201 68ZM217 67V66H216ZM235 67V66H234ZM261 67V66H260ZM5 68V69H6ZM104 68V67H103ZM112 68V67H111ZM111 68L110 69H108V70H111ZM182 68V69H181ZM212 68V67H211ZM250 68V67H249ZM106 69V68H105ZM165 69L167 70L166 71V73L169 71L170 73L167 75V74H164L165 73ZM77 70V71H78ZM107 70V69H106ZM209 70H210V68H209ZM213 71H214V69H212ZM189 71H188V73L187 74H189L190 75V73H189ZM229 71H230V69H229ZM260 71V70H259ZM122 72V71H121ZM125 72V71H124ZM216 72V71H215ZM13 73V74H14ZM108 73H110V71H108ZM184 73V72H183ZM183 73H181V74H183ZM194 73V74H193ZM201 73V72H200ZM206 73V72H205ZM208 73V72H207ZM214 73V72H213ZM258 73V72H257ZM12 74V78L14 77V75ZM16 74V75H17ZM216 74H218L217 72H216ZM233 74V73H232ZM237 74H238V72H237ZM71 75H72V77H71ZM75 75V74H74ZM200 75H204V74H200ZM213 75V74H212ZM244 75H246V74H244ZM255 75V74H254ZM257 75V74H256ZM255 75V76H256ZM17 76H19V75H17ZM17 76H15V77H17ZM53 76V78H52V83L54 82V84L57 86V85H59V81L58 80H56V76L57 75H52ZM114 76V75H113ZM207 76H209V75H207ZM249 76V75H248ZM60 77V76H59ZM206 77V76H205ZM205 77H202V78H205ZM215 77V76H214ZM235 78L234 79H236V76H234ZM254 77V76H253ZM261 77H264V69H263V72H261L260 74H258L257 75V77H256V80H257V78H258V80L261 82V79H259V78H261ZM185 78V80H186V78L188 79V81L187 82H185L183 79ZM247 78V77H246ZM15 79V78H14ZM19 79V78H18ZM21 79H22V77H21ZM75 79V78H74ZM110 79V78H109ZM112 79H113V77H112ZM171 79V80H172ZM179 79V80H178ZM195 79V78H194ZM199 79V78H198ZM238 79V78H237ZM264 79V78H263ZM17 80V79H16ZM80 80V79H79ZM197 80V79H196ZM256 80H255V82H256ZM257 80V82H259ZM19 81H20V79H19ZM18 81V82H19ZM73 81V80H72ZM82 81V80H81ZM162 81L163 82H166L165 80H163L162 79ZM197 81H199V80H197ZM196 81V82H197ZM204 81V80H203ZM208 81V80H207ZM241 81V80H240ZM254 81V80H253ZM85 82V81H84ZM157 82V81H156ZM155 82V83H156ZM167 82H168V80H167ZM173 82V81H172ZM172 82H169V83H171V85L170 86H172L173 87V83ZM175 82V81H174ZM193 83L194 81H190V83ZM205 82V81H204ZM242 82V81H241ZM249 82V81H248ZM252 82V81H251ZM263 82V84H264V81H262ZM71 83V82H70ZM69 83V84H70ZM154 83V84H155ZM160 83V82H159ZM189 83V84H190ZM202 83V82H201ZM127 84V85H128ZM158 84V83H157ZM156 84V85H157ZM161 84V83H160ZM167 84V83H166ZM183 84V85H184ZM199 84V83H198ZM206 84V83H205ZM208 84V83H207ZM221 84V83H220ZM220 84H218L219 86L218 87H220ZM251 84V83H250ZM260 84V83H259ZM258 84V85H259ZM142 86V87H144L143 89H144V91H142V93L143 92H145V89L147 90L148 88V86L145 88V86ZM176 85H178V84H175V86ZM180 85V84H179ZM209 85V84H208ZM222 85V87H223V85L224 84H221ZM240 85H242V84H240ZM85 86H87V84L85 85ZM194 86V85H193ZM210 86H211V82H210ZM214 86V85H213ZM217 86V85H216ZM251 86V85H250ZM253 86V85H252ZM261 86V85H260ZM50 87V86H49ZM78 87V86H77ZM137 87V86H136ZM156 87V86H155ZM167 87H168V85H167ZM166 87V88H167ZM180 87H181V85H180ZM224 87H226V86H224ZM263 87V85L261 86V88ZM51 88H53V87H51ZM126 88H127V86H126ZM131 88V87H130ZM176 88V87H175ZM190 88V87H189ZM189 88H187L186 89V91L188 90H190ZM192 89H193V87H191ZM227 88V87H226ZM253 88V87H252ZM258 88V87H257ZM261 88H259V93H253L252 95H254V94H256L253 98H252V96H250L252 99H251V101L252 102H250L249 104H248V99H246L245 100V96L244 97H242V95H240L239 97L237 96H235L234 98H239V99H241L240 97H242V98H244V99H241V100H243L242 102H246L247 104H248V106H245L246 108L243 110V112H242V114H241V111H240V114H241V116H237L239 119H237V124L239 125V127H240V129L238 128V126H236L235 127V124L234 125H231V122L230 121H228L227 122V119H226V122L227 123H225V120H224V123H225V125H223V121H222V123H221V119L220 120H218L217 119V117L221 114V112L223 111V113H224V109L225 108H228L229 109V112L230 111H232L231 110V108H229V106H232L231 105V103H233L232 101H229V103H230V105L227 103V105H229L228 107L227 106H224V105H226V104H224V102H223V104L224 105H218L220 102H217L218 104H215L213 107H215V108H219V106H220V108H219V110H217V113H216V110H215V108H214V110H215V112L214 113H216L217 115H216V117L214 116H212L211 114H213L214 115V113H211L212 111H214V110H212L213 108H211V109H209L208 107H212V105L211 106H209V104H211V103H213V101L215 102V101H217L218 100V98L215 96H213L215 93H220V91L222 92V88H221V90L219 89V88H216V87H209L208 89H206L205 91H204V89H202L201 91H199L198 89V91H190L189 93L193 96L192 97V99L191 98H189L190 96L188 95V97H187V95H185V93L186 92H184L182 89H184V88H182L181 90L184 92V95H185V97H187V98H189L188 100L185 98L184 100L187 102H185V104H187L188 105V103L190 102V101H194V96H196L199 100H200V102H203V104L202 103H199V105L198 106H200V108L202 107V108H204L202 105H207V103L209 102V104H208V107H205L206 109H204V111H203V114H202V112L199 110L198 112V114H200L201 113V115H203V119L202 118H199V119H202V122H201V120H198L197 121V119H198V117L200 116H198L197 118H196V121H194L195 122V124H193V125H196L197 123H199V124H201L202 123V129L200 128V127H198V128H200L202 131L201 132H199V130H198V134L196 135V136H198V138H199V140H204L205 141V139L206 138H208L209 136H215V137H213L214 139H216V136H220V137H223V136H226V137H224V138H221V139H223V141H224V139H229L228 141L229 142H231V141H233L234 140V138L236 137L237 138V140H238V142L237 143H235L234 142V145H233V142H231L232 143V146H233V150L232 149H230V144L228 143V146H226L227 147V149H224V151L225 150H231L232 152H230V150H229V152H230V155H229V152H227V153H225L224 151H223V149H222V147L224 148L225 146H219L220 145V143L218 142V138H217V141H216V143H218V146L216 145V147L214 148V149H212L211 148V145L210 144H208V145H210V148L212 149V151L211 150H209V152L211 153L212 152V155L211 154H209V155H211V156H213V160H211V162H209L208 160L203 164V166H202V168H201V170L199 171V170H197L196 171V173H197V175H198V173H199V176L197 177L196 176V178L194 177V179L191 177L192 175H190V174H188V176L190 175V181H189V183L191 182V185L189 186V188H187V185L186 184H188L187 182H186V186H184V189H185V187L187 188V192H186V190H183L182 189V192H184L183 193V195L181 196V193H180V198L178 199L177 197V193L174 195L173 193H172V190L175 188V186L177 185V184H175V183H173L175 186H173L172 188L173 189H169V191H168V193L170 192L172 195H174V196H177L176 197V199H178L179 201L180 200H182L183 202L179 205V206H176V208L174 209V210H172V211H170V212H167V214H166V216L164 217V221L167 219V217L168 216H170L171 217V221H162L163 223H169L170 225L168 226V227H165V226H163L166 230H163L162 229V227H161V224L160 223H158V222H156V225H155V227L156 228H160L159 230H158V233L156 234V236L155 237H153L152 239L150 238V239H145L144 241H142V243L143 244H145V243H147L146 244V247H144L143 248V250L140 252V253H138L137 255V257H136V259H135V262L133 263V264H147V262H148V258L149 257H151V260H152V264H154L155 263V261L156 260H158L159 259V257L165 252V251H168L169 250V248L174 244V242L179 238V236H181V234H182V232L189 226V223H190V221H191V219L193 218V216L196 214V212L199 210V208L202 206V204H204V202H205V200L208 198V196H209V194L211 193V191L213 190V188L216 186V184L219 182V180H220V178L223 176V174L226 172V170L228 169V167L232 164V162L234 161V159L236 158V156L241 152V150L243 149V147H244V145L246 144V142L249 140V138L252 136V134L251 135H248V136H245V133L246 132H249V130H251V132H255V130L258 128V126L259 125H257V124H255V123H253V121H254V119L255 118H257L258 116H259V114H260V112H261V109L262 108H264V88L262 89V91H261ZM134 89V88H133ZM141 89L142 88H140V91H141ZM157 89V88H156ZM160 89H162L161 90V92L159 91V93H162V91L164 92V90H163V88H159L158 90H160ZM178 89V88H177ZM196 89V88H195ZM256 88H254L253 90H255ZM1 90V89H0ZM51 90V89H50ZM81 90H82V88H81ZM87 90V89H86ZM89 90H87V91H89ZM135 90V89H134ZM138 90H139V88H138ZM170 90V89H169ZM176 89H174V91H175ZM194 90V89H193ZM224 90H226V89H224ZM240 90H242V89H240ZM253 90H250V93H252L251 91H253ZM80 91V90H79ZM150 91V90H149ZM154 91H156V90H154ZM154 91H150L151 93H149V92H147L149 95H151L152 94V92H154ZM173 91V90H172ZM178 91V90H177ZM177 91H175V93L174 92H172V94L174 95V96H176L177 97V95H178V93H180V92H177ZM246 91H247V89H246ZM258 91V90H257ZM256 91V92H257ZM82 92V91H81ZM133 91H129V93H132ZM158 92V91H157ZM176 92H177V94H176ZM233 92V91H232ZM239 92V91H238ZM255 92V91H254ZM75 93V92H74ZM134 93V92H133ZM136 93H138L137 91H135V95H138L139 96V94L140 93H138V94H136ZM182 93V92H181ZM230 94H231V92H229ZM144 94H146V93H143L142 94V96H141V98L142 99H140V100H143L144 98ZM164 94V93H163ZM170 94H171V92H170ZM171 94V95H172ZM211 94H213L212 96H213V99H212V96H211ZM227 94V93H226ZM229 94V95H230ZM238 94V93H237ZM236 94V95H237ZM246 94H248V93H246ZM2 94H0V96H1ZM78 95V94H77ZM135 95H134V97L132 96V94H131V96L133 97V98H135ZM149 95H147V97L149 96ZM155 95V94H154ZM161 96H162V94H160ZM181 95V94H180ZM249 95V94H248ZM11 96V95H10ZM80 96V95H79ZM82 96V95H81ZM138 96H136V97H138ZM157 96H158V94H157ZM160 96V97H161ZM166 96H168V95H166ZM165 96V97H166ZM209 96H211V100H212V102H211V100L209 99V101L207 100L208 98L207 97H209ZM218 96H219V94H218ZM221 96V95H220ZM219 96V97H220ZM228 96V95H227ZM227 96H226V98H227ZM232 96V95H231ZM109 97V96H108ZM107 97V98H108ZM129 97H130V94H129ZM131 97V98H132ZM145 97H146V95H145ZM147 97H146V99H147ZM151 97V96H150ZM152 97H154L153 95H152ZM160 97H159V99H160ZM163 97V96H162ZM171 97H173V96H171ZM176 97H175V101L177 100L176 99ZM223 97L224 96H222V99H223ZM233 97V96H232ZM249 97V96H248ZM1 98H3L2 96H1ZM75 98V97H74ZM130 98V99H131ZM181 98V96L180 97H178V102H179V99ZM205 98H207L206 100L208 101H205ZM210 98V97H209ZM214 98H217V99H215L214 100ZM79 99H80V97H79ZM109 99V98H108ZM114 99H115V97H114ZM128 99V98H127ZM138 99H139V97H138ZM138 99L136 100V102L138 101ZM145 99V100H146ZM151 99V103H153V101H152V98H150ZM158 99V98H157ZM167 99H169V97H167ZM191 99V100H190ZM201 99H204V101L205 102H207V103H204V101L203 100H201ZM221 99V98H220ZM228 99H229V97H228ZM228 99H226V100H228ZM239 99H237L239 102L241 101V100H239ZM1 100H3V99H1ZM98 100V99H97ZM101 100V99H100ZM99 100V101H100ZM103 100V99H102ZM101 100V101H102ZM107 100V99H106ZM110 100V99H109ZM148 100V99H147ZM156 100V99H155ZM154 100V101H155ZM160 100H162V99H160ZM170 100V99H169ZM183 100V101H184ZM190 100V101H189ZM230 100H231V98H230ZM232 100H233V98H232ZM237 100H235L234 102H236ZM250 100V99H249ZM78 101V100H77ZM103 101H105V100H103ZM108 101V100H107ZM156 101H158V100H156ZM167 101V100H166ZM171 101H174L173 99H171ZM170 101V102H171ZM181 101V100H180ZM183 101H181V103H184ZM219 101V100H218ZM95 102H96V100H95ZM128 102H129V100H128ZM140 102V101H139ZM143 102V101H142ZM161 102V101H160ZM177 101H176V103H178ZM195 103L193 104V105H197L198 103H196L197 101L195 100L194 101ZM222 102V101H221ZM108 103V102H107ZM141 103V102H140ZM145 103H146V105H148L149 104V102H148V104H147V102H143V104H142V106H143V108L146 106L145 105ZM156 103V102H155ZM154 103V104H155ZM159 103V102H158ZM168 103V102H167ZM172 103V102H171ZM170 103V104H171ZM174 103V102H173ZM175 103V104H176ZM193 103V102H192ZM192 103H191V105H192ZM243 103V104H244ZM11 104V103H10ZM95 104V103H94ZM129 104H130V106H131V103L129 102ZM157 104V103H156ZM184 104V105H185ZM202 104V105H201ZM234 104H236V103H234ZM107 105V104H106ZM109 105V104H108ZM107 105V106H108ZM141 105V104H140ZM139 105V106H140ZM152 106L150 107V106H148V108H149V110L153 107V104H151ZM158 105V104H157ZM181 107H182V104H179ZM184 105H183V107L182 108H180V106L178 107L177 106V104H176V106H177V108H176V106L175 107H171L172 109H174L175 108V110L176 109H179L178 111H180V116L182 115V112H181V109H182V111H183V113H187V111H189L190 110V114H192L191 113V108L190 109H188L189 107L186 105L185 107H184ZM190 105V106H191ZM193 105H192V107H193ZM218 105V106H217ZM239 105V104H238ZM103 106V105H102ZM135 107L136 105H134V102L132 101V107ZM156 106V105H155ZM154 106V107H155ZM194 106V107H195ZM222 106V107H221ZM225 108H224V107ZM242 106V105H241ZM240 106V107H241ZM14 107V106H13ZM13 107H11V108H13ZM84 107V106H83ZM129 107V106H128ZM134 107L132 108V109H134ZM147 107V106H146ZM160 107V106H159ZM166 107V106H165ZM123 108V107H122ZM142 108V109H143ZM161 108V107H160ZM171 108L169 107V109L171 110ZM184 108V109H183ZM196 108V107H195ZM200 108H197V110L198 109H200ZM224 108V109H223ZM236 108V107H235ZM243 108H244V105H243ZM7 109V108H6ZM130 109V108H129ZM164 109V108H163ZM187 109V111H184V110H186ZM222 109V110H221ZM228 109H227V114L229 113L228 112ZM5 110V109H4ZM13 110H15L14 108H13ZM12 109L10 110V111H13ZM23 110V109H22ZM85 110V109H84ZM137 110V109H136ZM135 110V111H136ZM161 110V109H160ZM170 110H168L169 112H171ZM197 110L196 111H194V110H192V111H194V114H195V112H197ZM201 110H203V109H201ZM226 110V109H225ZM235 110V109H234ZM18 111V110H17ZM86 111V110H85ZM142 111V110H141ZM145 111V110H144ZM161 111H163L164 112V114L166 115V114H169V112L168 111H166L165 109L164 110H161ZM160 111V112H161ZM168 112V113H166V112ZM206 111H211L210 113L211 114H209L208 112L206 113V115L207 114H209V117H210V120L211 119H213V121L211 120V121H209V119H208V115L206 116V118H207V120L205 119V115H204V113L206 112ZM219 111H220V114H219ZM21 112V111H20ZM88 112V111H87ZM129 112H131V111H129ZM134 112V111H133ZM146 112V111H145ZM150 111H148V113H149ZM9 113V112H8ZM18 113V115H19V111L17 112ZM24 113V112H23ZM82 113H84V112H82ZM126 113V112H125ZM128 113V112H127ZM162 113V112H161ZM161 113H159V115L161 114ZM174 113H176L177 115H178V112H175L174 111ZM225 113V114H226ZM236 113H237V111H236ZM235 113V114H236ZM147 114V113H146ZM152 114V113H151ZM151 114L149 115V117H151ZM163 114V113H162ZM162 114H161V116H162ZM173 114V113H172ZM176 114H174V115H176ZM232 114V113H231ZM235 114H232V116L233 115H235ZM22 115H24V114H22ZM22 115H21V118H23L22 117ZM84 115V114H83ZM82 115V116H83ZM148 115L146 116L145 114L143 115L142 113L140 114H136V113H132V114H129L128 115V117L129 118H125V119H122L121 120V122H120V124L121 125H123L124 127H123V130H124V136H144V129L146 128V127H148L147 125L149 124V122H151L152 123V119L155 117L154 115V117L152 118L151 117V120H149L150 118H148ZM183 115H185V114H183ZM213 117V118H211V116ZM222 115V114H221ZM237 115H238V113H237ZM11 116V115H10ZM25 116V115H24ZM85 116V115H84ZM86 116H88L87 114H86ZM85 116V117H86ZM192 116H194V115H192ZM195 116H197V113H196V115ZM224 117H225V115H223ZM228 116H229V114H228ZM232 116H230L231 117V119L230 120H232L233 119V117ZM20 117V116H19ZM119 117V116H118ZM158 117V116H157ZM164 117V116H163ZM182 117H184V116H182ZM186 118H187V115L185 116ZM184 117V119L185 120H187L186 118ZM224 117H222V118H224ZM229 117V118H230ZM87 118V117H86ZM90 117H88L86 120H88ZM161 118V117H160ZM179 118V117H178ZM192 118V117H191ZM214 118H216V120H214ZM228 118V117H227ZM28 119H30V118H27V120ZM190 118H188V120H189ZM17 120H20L19 118H17ZM26 119L24 120V122H26L27 121ZM93 120V119H92ZM153 120H155V119H153ZM165 119H163V121L162 122H164V127H165V122H168L169 120H165ZM170 120H171V118H170ZM173 120V119H172ZM178 121L180 120V119H177ZM184 120V121H185ZM188 120H187V122H188ZM191 121H192V119H190ZM149 121V122H148ZM233 121H234V119H233ZM15 122V121H14ZM19 122V121H18ZM23 122V120H20V126L18 127L19 128V130L22 132V134H25L26 132H25V128H26V126L23 124L24 123ZM84 122V121H83ZM87 123H88V121H86ZM155 121H153V123H154ZM162 122H161V120H160V123L162 124ZM186 122V121H185ZM197 122V123H196ZM201 122V123H200ZM87 123H85V124H87ZM94 123H96V121H94ZM148 123V124H147ZM152 123V124H153ZM190 123V122H189ZM235 123H236V121H235ZM113 124H114V122H113ZM198 124V125H199ZM232 124H233V122H232ZM92 125V124H91ZM154 125V124H153ZM152 125V126H153ZM190 125V124H189ZM231 125V126H230ZM112 126V125H111ZM152 126H150V127H152ZM162 126V125H161ZM197 126V125H196ZM221 126L223 127V126H225V130H223L222 128H221ZM84 127V126H83ZM145 127V128H144ZM150 127H148V128H150ZM87 128V127H86ZM113 128V127H112ZM157 127H154V128H152L151 130L152 131H154L155 129H156ZM163 128V127H162ZM188 128V127H187ZM190 129H191V131H192V125L189 127ZM188 128V129H189ZM194 128V127H193ZM85 129V128H84ZM94 129V128H93ZM154 129V130H153ZM80 130V129H79ZM159 130V129H158ZM158 130L157 131H155V133H157L158 132ZM164 130V132H165V128L163 129ZM162 130V131H163ZM218 130V131H217ZM17 131V130H16ZM19 131V132H20ZM81 131H83V130H80V134H81ZM160 131H161V127H160ZM161 131V132H162ZM169 131H171V130H169ZM168 131V132H169ZM175 131V129L173 130V131H171V132H174ZM176 131H178V130H176ZM196 131V130H195ZM262 131H264V128H262L261 127V129H260V131H258V133L256 134V136L254 137V139L252 140V142L248 145V147L247 148H245L244 149V151H243V153H242V155H241V157L239 158V160L236 162V164L234 165V167L231 169V171H230V173L227 175V177L224 179V181L221 183V185L219 186V188L217 189V191L214 193V195L210 198V200L208 201V203L206 204V206H205V208L203 209V211L201 212V214L198 216V218L194 221V223L192 224V225H190V228L188 229V231L186 232V234L182 237V239L178 242V244L170 251V253H168L165 257H164V259L163 260H161L160 261V264H165V261H168L169 259H171V264H173V263H175V264H188V260H187V258H188V251L190 250V251H192L193 252V255H195V254H197V253H200V251L201 250H203V249H200V238H201V232H202V234H203V231H205V228H207L208 230H209V223H210V221L209 220H212L213 221V218H211L212 217V215H211V219L208 217V216H210L209 215V213H208V211L209 210H212V209H210V208H212V207H214L213 205L214 204H216L215 206H216V208H217V204H219L218 202L216 203V201L219 199V198H221L222 196L224 197V196H227V195H229L230 194V196H231V193L234 191V189H235V185L236 184H239V181L237 180V181H235V182H233L232 181V179H233V177H235L234 179H237V178H239V177H237L236 178V176L237 175H234V173H236L238 170H237V168H239V166H240V164H241V162L245 159L246 161H248V162H246V164H249V162L250 163H252V160L254 159V158H256V156L257 155H259L260 157H263V156H261V154L264 152V138H262L261 137V132ZM98 132L99 133H101L102 134V136H106V134H105V131L104 130H101V129H99L98 130ZM180 132V131H179ZM186 132H187V130H186ZM218 132V133H217ZM147 133H148V135H150V134H153V133H151V131H150V134H149V132H148V129H147ZM154 133V134H155ZM160 133V132H159ZM166 133H167V131H166ZM176 133V132H175ZM192 133H194L193 131H192ZM158 134V133H157ZM156 134V135H157ZM162 133H160V135H161ZM184 135H185V133H183ZM183 134H180L181 135V137L183 138L184 137V135ZM187 134V133H186ZM189 134H191V132L189 131ZM159 135V136H160ZM168 135H169V133H168ZM175 135V134H174ZM176 135H177V133H176ZM19 136V135H18ZM23 136V135H22ZM94 136V135H93ZM147 136V135H146ZM162 136V135H161ZM186 137H187V135H185ZM193 136H195V135H193ZM2 137H5L6 138V136L5 135H2ZM148 137V136H147ZM171 137V136H170ZM177 137H178V135H177ZM190 137V136H189ZM188 137V138H189ZM156 138V137H155ZM171 138H173V136L171 137ZM176 138V137H175ZM191 138V137H190ZM189 138V139H190ZM195 138V137H194ZM193 138V139H194ZM100 139V138H99ZM192 139V140H193ZM197 139V138H196ZM211 137H210V141H211ZM221 139H220V141H221ZM230 139H233V140H231L230 141ZM16 145H13V144H11V143H8L7 141H5V142H0V152H2V153H4L5 151H7V152H9L8 150H12V149H14L16 146H18L19 145V143H20V141L16 138ZM96 140V139H95ZM108 140V139H107ZM131 140V139H130ZM129 140V141H130ZM147 140V139H146ZM149 140V139H148ZM147 140V141H148ZM158 140H160V139H158ZM158 140L156 141V142H158ZM172 140V139H171ZM177 140V139H176ZM179 140V139H178ZM181 140V139H180ZM186 140H187V138H186ZM198 140V141H199ZM208 140V139H207ZM102 141V140H101ZM166 141H167V139H166ZM226 141V140H225ZM225 141H224V143L223 144H221V145H224V144H226L225 143ZM134 142H136V140L134 141ZM160 142V141H159ZM163 142H165V140L163 141ZM175 142H178V141H175ZM183 142V141H182ZM187 142H189V141H187ZM200 142V141H199ZM199 142H198V144H199ZM184 143V142H183ZM201 143V142H200ZM207 143H209V142H207ZM211 143V142H210ZM37 144H39V143H37ZM151 144H152V142H151ZM166 144V143H165ZM196 144V143H195ZM202 144V146L203 147H205L204 145H203V143H201ZM200 144V145H201ZM33 145H35L34 143L32 144H27L26 145V147L24 146L23 148H22V150H21V152L22 151H24L25 149H27L28 151H29V149H32V147H33ZM132 145V144H131ZM154 145V144H153ZM166 145H168V144H166ZM182 145V144H181ZM194 145V144H193ZM193 145H191V146H193ZM200 145H199V147H200ZM214 145L215 144H213V142H212V146L214 147ZM189 146V145H188ZM188 146H184V147H188ZM195 146H197V145H195ZM142 147H144V146H142ZM141 147V148H142ZM182 147V146H181ZM184 147H182L183 149H184ZM190 147V146H189ZM202 147V149H204ZM206 147H207V145H206ZM134 148V147H133ZM161 148H162V146H161ZM180 148V147H179ZM182 148H180V150H182L183 151V149ZM191 148H194V147H191ZM156 149V148H155ZM166 148H164V150H165ZM176 149V148H175ZM188 149V148H187ZM199 149V148H198ZM208 149H209V147H208ZM160 150V149H159ZM184 150H186V148L184 149ZM192 150V149H191ZM194 150V149H193ZM192 150V151H193ZM201 150V148L199 149V151ZM132 151H134V150H132ZM162 151V150H161ZM178 151V150H177ZM190 151V150H189ZM206 151V150H205ZM160 152V151H159ZM207 152V151H206ZM136 153V152H135ZM169 153V152H168ZM177 153V152H176ZM183 153H185L184 151H183ZM192 153V152H191ZM198 153V151L196 152V154ZM201 153V152H200ZM199 153V155H201ZM180 154V153H179ZM208 154V153H207ZM227 154V155H226ZM141 155V154H140ZM188 155H190V154H188ZM205 155V154H204ZM262 155H264V153L262 154ZM180 157H181V154L179 155ZM191 156V155H190ZM190 156H188V157H190ZM192 156H193V154H192ZM191 156V157H192ZM210 156V157H211ZM258 156V157H259ZM180 157H176V159L177 158H180ZM260 157H259V159H260ZM56 158V157H55ZM157 158V157H156ZM167 159V158H166ZM166 159H163L162 161L163 162H165L166 163ZM182 159H184L183 157L181 158V161H180V159H179V161L180 162H182ZM193 159H195V158H193ZM207 159H211V158H207ZM258 158H256V160H257ZM259 159L257 160V161H259ZM261 159H263V160H261L260 161V163H262L263 161H264V157L263 158H261ZM165 160V161H164ZM174 160H175V158H174ZM185 160V159H184ZM205 160H206V157H205ZM255 160V161H256ZM51 161V160H50ZM52 162V161H51ZM56 162V161H55ZM168 162V161H167ZM179 162V163H180ZM195 162H196V160H195ZM58 163V162H57ZM146 163V162H145ZM154 163H155V161H154ZM170 163H171V159H170ZM183 164L184 163H186V161L184 162H182ZM182 163H181V165H182ZM197 163V162H196ZM243 164H245L244 162H242ZM260 163H258V164H260ZM52 164V163H51ZM162 165L164 164V163H161ZM193 164V163H192ZM253 164V163H252ZM37 165V164H36ZM38 165H40V164H38ZM42 165V164H41ZM176 165L177 166H173L174 168H172V169H170L171 167H169V172H166L165 171V174H164V171H163V169H162V174L163 175H165L164 177H166V178H164V177H162L161 176V182H162V185H164L165 183H167V182H170V181H168V179H167V177L169 178V176H178V178H180L181 180H184V179H182V177H183V173L181 172L180 173V175H178L177 174V172L178 171H176L175 169H177L179 166H180V164H179V166H178V162L176 163ZM190 164H188V166L187 167H190L189 166ZM196 165V164H195ZM195 165H192V168H193V166L195 167ZM199 165H200V163H199ZM199 165H196V167L197 166H199ZM183 167L185 166V164L184 165H182ZM201 166V165H200ZM199 166V167H200ZM250 166H251V164H250ZM262 166V165H261ZM36 167V166H35ZM39 168H41L40 166H38ZM42 167H43V165H42ZM138 167V166H137ZM163 167V166H162ZM165 167V166H164ZM168 167V166H167ZM248 167V166H247ZM191 168V167H190ZM246 168V166H244L243 167V169H242V171L244 170ZM262 168V170L264 169V165L261 167ZM36 169V168H35ZM100 169V168H99ZM139 169V168H138ZM151 169V168H150ZM157 169H159L158 171H160V168L158 167ZM197 169V168H196ZM200 169V168H199ZM250 169V168H249ZM248 169V170H249ZM42 170H43V168H42ZM125 170V169H124ZM165 170V169H164ZM177 170H180V169H177ZM184 170V172H186V166H185V169H183ZM191 171V169H187V171ZM236 170V171H235ZM248 170H244L243 172L242 171H239L240 172V174L241 173H243L244 175L246 174V172L248 171ZM251 171L253 170L252 168L250 169ZM262 170H260V167H259V170H257L256 172H261L262 173ZM193 171H195V168H194V170L192 169V172ZM40 172H41V169H40ZM180 172V171H179ZM192 172H190V173H192ZM97 173H98V179L100 178V179H103V181L104 182H106L108 179H105V177L107 176V177H111V178H116V177H113V176H111V174L113 173H111L110 171H108V169H107V167H103L101 170H97ZM123 173V172H122ZM188 173V172H187ZM247 173H249V172H247ZM253 175H255V171H253ZM264 173V172H263ZM156 174H157V172H156ZM160 173H158L157 175H159ZM242 174V175H243ZM252 174V172L250 173V176H252V177H257V176H262V174H260V175H258L257 174V176H253V175H251ZM38 175V174H37ZM157 175H154V176H156L157 177ZM161 175V174H160ZM234 175V176H233ZM264 175V174H263ZM38 176H40V175H38ZM44 176V175H43ZM138 176H139V173H138ZM142 176V175H141ZM182 176V177H181ZM186 176H187V174L185 175V179L187 180V178H186ZM187 176V177H188ZM246 176V179L245 180H248L247 179V174L245 175ZM244 176V177H245ZM153 177V176H152ZM159 177V176H158ZM242 177V176H241ZM241 177L239 178L240 180H241ZM118 178V177H117ZM142 178V177H141ZM145 178H146V176H145ZM259 178V177H258ZM132 179V178H131ZM162 179L164 180V179H166L167 181L166 182H164V181H162ZM170 179V178H169ZM176 180H177V178H175ZM179 179V180H180ZM242 179H243V177H242ZM116 180V179H115ZM145 180H147V179H145ZM158 180V179H157ZM172 180H173V178H172ZM176 180H175V182H176ZM181 180H180V183H182L181 184V186L183 185V182H181ZM186 180H184V182L186 181ZM189 180V179H188ZM187 180V181H188ZM245 180H243V181H245ZM256 180H258V182H259V179H256L255 178V180H253V182H255ZM102 181V180H101ZM249 181H250V178H249ZM172 182V181H171ZM173 182H174V180H173ZM248 181H246L244 184H246ZM262 182V181H261ZM263 182H264V180H263ZM164 183V184H163ZM36 184V183H35ZM127 184V183H126ZM146 184V183H145ZM149 184V183H148ZM252 185L254 184V183H251ZM261 184V183H260ZM38 185V184H37ZM147 185V184H146ZM168 184H166V185H164V186H167ZM171 185V184H170ZM189 185V184H188ZM240 186H241V191H242V185H241V183L239 184ZM239 185H237V186H239ZM255 185V184H254ZM254 185L252 186V187H254ZM259 187H260V185L259 184H257ZM262 185L263 184H261V187H262ZM39 186V185H38ZM155 186H156V184H155ZM158 186H161L160 185V183H158ZM158 186H157V188H158ZM178 187H179V184L177 185ZM176 186V187H177ZM163 186H161V188H162ZM170 187V186H169ZM178 187H177V189H178ZM251 187V188H252ZM96 188H99V191L101 190V192L103 191V188H105V185H104V183L103 184H101V183H99V184H97V186H96ZM164 188H166V187H163V190L162 191H164L165 189ZM181 188H183V187H180V189ZM255 188V187H254ZM180 189H178L179 191H180ZM260 189V188H259ZM161 190H158V191H161ZM167 190V189H166ZM178 190H177V192H178ZM251 190V189H250ZM256 190V189H255ZM258 190V189H257ZM256 190V191H257ZM145 191V190H144ZM175 191L176 190H174V193H175ZM142 192V191H141ZM167 192V191H166ZM165 192V193H166ZM261 192V191H260ZM162 193V192H161ZM161 193H160V195H161ZM168 193H166L167 195L166 196H168L169 197V194ZM179 193H178V195H179ZM238 193H240V191L238 192ZM263 193V192H262ZM261 193V194H262ZM162 194H164V193H162ZM241 194V193H240ZM240 194H238V196L235 194V196L236 197H239L240 196ZM242 194H243V192H242ZM241 194V195H242ZM260 194V193H259ZM149 195V194H148ZM171 195V196H172ZM140 196V195H139ZM145 196H147V195H145ZM162 196V195H161ZM164 196V195H163ZM170 196V197H171ZM229 196V197H230ZM260 195H258V197H259ZM142 197V196H141ZM167 197V198H168ZM169 197V198H170ZM233 197V196H232ZM249 197H251V196H249ZM131 198V197H130ZM134 198V197H133ZM135 198H137V197H135ZM254 198H255V196H254ZM174 199V198H173ZM230 199H231V197H230ZM235 199V198H234ZM258 199V198H257ZM121 200V199H120ZM129 200V199H128ZM133 200V199H132ZM222 200V199H221ZM225 200V199H224ZM239 200V199H238ZM237 200V201H238ZM122 201V200H121ZM230 201V200H229ZM233 201V200H232ZM240 201V200H239ZM238 201V202H239ZM260 201V200H259ZM258 201V202H259ZM220 202H222V201H220ZM228 201H226V203H227ZM242 202V201H241ZM240 202V203H241ZM262 202H264V201H262ZM231 203V202H230ZM247 203V202H246ZM245 203V204H246ZM259 203H261V202H259ZM221 204V203H220ZM222 204H223V202H222ZM229 204V203H228ZM227 204V205H228ZM235 204V203H234ZM255 204V203H254ZM253 204V205H254ZM104 205V204H103ZM102 205V206H103ZM227 205L225 206V207H227ZM239 205V204H238ZM244 205V200H243V204L241 205V207ZM247 205V204H246ZM229 206V205H228ZM232 206H234V205H232ZM245 206V205H244ZM251 206H252V202H251ZM251 206H249V205H247V210L249 211V207H250V211L251 210H253V209H251ZM257 206V205H256ZM105 207V206H104ZM107 207V206H106ZM105 207V208H106ZM222 207H223V205H222ZM239 207V206H238ZM238 207H236V208H238ZM253 207H255V205L253 206ZM69 208H70V210L69 211H64V209H63V212L61 213V212H59V214L61 213V215H65V214H69L72 210H75V209H73V207L71 206H69ZM224 208V207H223ZM230 208V207H229ZM264 208V207H263ZM218 209H219V205H218ZM226 209V208H225ZM231 209V208H230ZM238 209H240V208H238ZM245 209V208H244ZM244 209H242L243 211L242 212H244V213H246L245 212V210ZM33 210V209H32ZM96 210V209H95ZM220 210V209H219ZM235 210V209H234ZM257 210V209H256ZM39 211V212H38ZM37 212L35 211V210H33V211H31L32 212V214H33V220H34V217L35 216H37V215H43L44 213H43V211L42 210H38ZM214 211V210H213ZM215 211H217V210H215ZM226 211H228V210H226ZM232 211V210H231ZM239 211V210H238ZM249 211V212H250ZM18 212V211H17ZM74 212V211H73ZM96 212V211H95ZM210 212V211H209ZM229 212V211H228ZM215 213V212H214ZM223 212H221V214H222ZM227 212H225V214H226ZM230 214H232V212H229ZM234 213V212H233ZM238 213V212H237ZM250 213H252V211L250 212ZM254 213V212H253ZM253 213L251 214V215H253ZM20 214V213H19ZM19 214H17V215H19ZM79 213L78 212H75L74 214H72V215H70V216H76V215H78ZM207 214H208V216H207ZM210 214H213V212L211 211L210 212ZM218 214H220V213H218ZM220 214V215H221ZM255 214H258V212L257 213H255ZM260 214V213H259ZM258 214V215H259ZM264 214V213H263ZM21 215V214H20ZM19 215V216H20ZM219 215V216H220ZM239 214H237V215H235V216H238ZM242 215H243V213H242ZM242 215L240 216L239 215V217H242ZM257 215V216H258ZM262 215V214H261ZM30 216V215H29ZM213 216H214V214H213ZM215 216H216V214H215ZM215 216H214V220H215ZM218 216V215H217ZM217 216H216V220L218 219L217 218ZM222 216H224V214H222L221 215V222H223V220H222ZM229 216H231V215H229ZM228 216V217H229ZM255 216V215H254ZM263 216V215H262ZM261 216V217H262ZM224 217H226L227 218V216H224ZM232 217V216H231ZM253 217V216H252ZM225 218V222H223V223H226L227 224V227L226 228H228L229 229V227H230V223L232 222V220H233V218H235V217H233L232 219L229 217V220L231 219V222L229 223L230 225H229V227H228V223L226 222L228 219H226ZM245 218V216L243 217V219ZM254 218V217H253ZM255 218H257V217H255ZM254 218V219H255ZM31 219V218H30ZM236 219H238V217L236 218ZM242 220V219H241ZM250 220H251V218H250ZM23 222H22V224H23V226H24V228H26V230H28V229H30L29 228V225L27 224L28 223V221L31 223L32 221L31 220H29L28 219V221H26L24 218H23V220H22ZM212 221H211V225H212ZM247 221H249V220H247ZM252 221H254V220H252ZM261 220H259V222H260ZM262 221H264V220H262ZM34 222V221H33ZM153 222V221H152ZM215 222V221H214ZM217 222V221H216ZM234 222V221H233ZM238 222V224H236V222H234V224H236V225H238V226H240L241 224L243 225H241L242 227H243V229H245V228H247V227H245L244 228V223L246 222V220H245V222L243 221L242 223H240L239 222V220L237 221ZM251 222V221H250ZM249 222V223H250ZM29 223V224H30ZM240 223V224H239ZM247 223V222H246ZM248 223V224H249ZM252 223V222H251ZM261 223V222H260ZM32 224V223H31ZM208 224V225H207ZM215 224V223H214ZM248 224H246L247 226H249ZM253 224H254V222H253ZM252 224V225H253ZM257 224H259V223H257ZM262 224V226H263V222L261 223ZM58 225V224H57ZM205 225H207V227L205 226ZM210 225V226H211ZM221 224H219V226H220ZM223 225V224H222ZM251 225V224H250ZM260 225V224H259ZM202 226L204 227V230H202L201 231V229H202ZM215 226V225H214ZM233 226V225H232ZM231 226V227H232ZM237 226V227H238ZM42 227V226H41ZM56 227H58V226H56ZM60 227V226H59ZM154 227V225H153V223H148L147 222V220L145 219V218H142V220L139 222V224L138 225H136V226H132V227H130V228H132V230L133 231H130L131 233H126V238H134V237H136V238H138V237H140L142 234H144L145 233V235H146V233L150 236L151 235V232H150V230L152 229ZM216 227H218V225L216 226ZM224 227V228H225ZM231 227H230V229H231ZM261 227V226H260ZM212 228V227H211ZM221 228V232L224 234V232L222 231L224 228H222V226L220 227ZM220 228H217V229H220ZM240 228V227H239ZM239 228H237V229H239ZM251 228V230H252V227H250ZM40 229V228H39ZM51 229H53V227L51 228ZM227 229V230H228ZM32 230V229H31ZM59 230H62V228L60 229L59 228ZM59 230H58V232H59ZM129 230H131V229H129ZM216 230V229H215ZM251 230L250 231H248V232H251ZM255 230V229H254ZM264 230V228L262 227V231ZM29 231V230H28ZM41 231V230H40ZM152 231H154V230H152ZM156 231V230H155ZM207 231V230H206ZM213 231H214V228H213ZM213 231H212V233H213ZM217 231V230H216ZM216 231H214V232H216ZM230 231V230H229ZM229 231H228V235H229ZM240 231V230H239ZM238 231V232H239ZM244 231V230H243ZM27 232V231H26ZM238 232H236V233H238ZM246 232V231H245ZM59 233H61V232H59ZM221 233V234H222ZM263 233V232H262ZM39 234H40V232H39ZM56 234V233H55ZM213 234H216V233H213ZM219 234V236H220V233H217V235ZM230 234L232 235V234H234V233H232V232H230ZM245 234V233H244ZM252 234L253 233H249V235H251L252 236ZM217 235H214L215 237L217 236ZM226 237L224 236V235H222V236H224L225 237V239L228 237L227 236V232H226ZM246 235H248V233L246 234ZM55 236V235H54ZM147 236V235H146ZM208 236V235H207ZM213 236V237H214ZM218 236V237H219ZM234 236V235H233ZM250 236V237H251ZM255 236V235H254ZM258 236V235H257ZM262 236V235H261ZM261 236H258V237H261ZM142 237H143V235H142ZM151 237V236H150ZM209 237H211L210 235H209ZM249 236L247 237L248 238V241H249V238H250ZM258 237H256V239H259ZM48 238V237H47ZM47 238H46V240H47ZM146 238V237H145ZM149 238V237H148ZM222 241H224L221 237H219ZM218 238V239H219ZM251 238H253V240H254V242H255V240L256 239H254L255 237H251ZM24 239V238H23ZM23 239H22V241L20 242V247L22 246V248L23 249H25V241H23ZM27 239V238H26ZM63 239V238H62ZM139 239V238H138ZM205 239L208 241L209 240V238L207 237H205ZM214 239H217V237L216 238H214ZM218 239H217V242H218ZM219 239V241L221 242V240ZM261 239V238H260ZM25 240V239H24ZM38 240H40L41 241V238H38ZM129 240V239H128ZM127 240V241H128ZM131 240V239H130ZM133 240V239H132ZM136 240L137 239H135L134 241L136 242ZM206 240H202V238H201V241L202 242H206L207 243V241ZM36 241V240H35ZM245 241V240H244ZM247 241V242H248ZM202 242H201V244H202ZM212 242H213V240H212ZM211 242V243H212ZM246 242V243H247ZM257 242V241H256ZM255 242V243H256ZM32 243H33V241H32ZM211 243H210V245H211ZM219 243V242H218ZM243 243H245V242H243ZM246 243H245V245H246ZM254 243V244H255ZM30 244V243H29ZM248 244V243H247ZM0 245H3V243L2 242H0ZM23 245H24V247H23ZM205 245V244H204ZM209 245V246H210ZM214 245H215V243H214ZM30 246V245H29ZM139 246V245H138ZM142 246V245H141ZM216 246V245H215ZM251 246V245H250ZM255 246H257V245H255ZM30 247H32V245L30 246ZM89 248L91 247V246H88ZM207 247V246H206ZM211 247V246H210ZM247 247H248V249H249V244L247 245ZM215 248V247H214ZM213 248V249H214ZM256 248V247H255ZM254 248V249H255ZM32 248H29L28 247V250H31ZM131 249V248H130ZM130 249H128V250H130ZM205 249V248H204ZM213 249L211 250L210 248H209V251H212L213 252ZM258 249V248H257ZM207 250V249H206ZM217 250V249H216ZM250 250H251V248H250ZM81 251H82V249H81ZM81 251H80V253H81ZM133 251V250H132ZM136 251V250H135ZM256 252H258L257 250H255ZM84 252V251H83ZM130 252H131V250H130ZM205 252V251H204ZM207 253H209L208 252V250L206 251ZM205 252V253H206ZM218 252H219V250H218ZM227 252V251H226ZM225 251H223V254L224 253H226ZM24 253V252H23ZM22 253V254H23ZM28 253H29V251H28ZM134 253V252H133ZM153 253H155V255H152ZM211 253V252H210ZM229 252H227V255H229L228 254ZM236 253V252H235ZM21 254V256L23 257V255ZM25 254V253H24ZM131 254V253H130ZM204 254V253H203ZM214 258H217V257H215V254H217V253H215V249H214ZM222 254V253H221ZM233 254V253H232ZM232 254H231V256H232ZM238 254V253H237ZM256 254V253H255ZM30 255V257H31V253L29 254ZM33 255V254H32ZM92 255H93V253H92ZM224 255H226V254H224ZM191 256V255H190ZM189 256V257H190ZM219 256H221V255H219ZM233 256H234V254H233ZM240 256V255H239ZM255 256V255H254ZM257 256V257H256ZM256 258H258L259 257V254L257 253L256 254ZM26 257V256H25ZM28 257V256H27ZM26 257V258H27ZM194 257V256H193ZM203 256L201 255V259H205V257H203ZM222 257H224L223 255H222ZM227 257V256H226ZM229 257V259H233V257H230V256H228ZM29 258V257H28ZM128 258H130V257H128ZM242 258V257H241ZM195 259H197V261H198V259H199V257L197 258H195ZM26 260H28V259H26ZM193 260H194V258H193ZM234 260H236V259H234ZM130 261V260H129ZM134 261V260H133ZM127 262H128V260H127ZM201 263V262H200ZM198 264V263H197ZM201 264H204V261H202V263Z\"/></svg>", "mask_w": 264, "mask_h": 264}, {"label": "snow or ice", "instance_id": "snow-or-ice-1", "mask_svg": "<svg viewBox=\"0 0 264 264\" xmlns=\"http://www.w3.org/2000/svg\"><path fill=\"white\" fill-rule=\"evenodd\" d=\"M9 116L10 113L5 112L4 113V119L0 120V125L4 126L6 130V135H16L14 131L15 126L12 125L11 128H9ZM253 123L259 125L260 127L264 128V108L261 109V112L257 118L254 119ZM256 131H260V128H257ZM254 134L249 130V132L245 133V136ZM261 137L264 138V131L261 132ZM264 187V185H262ZM264 206V205H262ZM69 224L71 226V229L73 231L79 232L78 226L75 224L74 219L69 221ZM244 239H247V237L244 236V231L241 229L235 236L229 235L224 241H221L217 243L216 247L220 250L215 255H220L223 251H227L229 253L236 251L242 259L240 260H232V259H220V258H213V254H210L208 259L204 261V264H264V235L261 236L260 243H259V257L256 258L255 256H252L249 258V249L247 245L243 243ZM4 247H9L7 243H5ZM12 247H15L12 245ZM2 251V249H0ZM170 251V249H169ZM56 253H53V256H55ZM152 255H155L153 253ZM167 255V251H165L158 260L155 261V264H160V260L164 259V256ZM4 260L7 262V264H17V258L15 253H13L10 256L4 257ZM0 264H3V262H0ZM22 264H34L33 259L30 257L27 261L22 262ZM46 264H49V262L46 260ZM51 264H85L84 261H73L70 258H68L65 255H61L58 259H54L51 261ZM147 264H152L151 257L148 258ZM165 264H171V259L168 261H165Z\"/></svg>", "mask_w": 264, "mask_h": 264}, {"label": "built area", "instance_id": "built-area-1", "mask_svg": "<svg viewBox=\"0 0 264 264\" xmlns=\"http://www.w3.org/2000/svg\"><path fill=\"white\" fill-rule=\"evenodd\" d=\"M60 1L44 0L33 9L24 7V4L11 7L0 6V40L12 32L23 30L33 17L59 7Z\"/></svg>", "mask_w": 264, "mask_h": 264}, {"label": "crops", "instance_id": "crops-1", "mask_svg": "<svg viewBox=\"0 0 264 264\" xmlns=\"http://www.w3.org/2000/svg\"><path fill=\"white\" fill-rule=\"evenodd\" d=\"M7 141L8 143H11L13 145H16V141L13 140V141H10L8 137H0V142H5ZM10 157H13L12 155H8V160L10 159ZM24 210V209H23ZM128 226V225H126ZM123 226L120 225V224H116L114 225V227H112L111 230L108 231V234L106 236V238L108 239V242H109V246H113L115 245L116 243V239H117V231H119V229H121ZM103 230L101 228L98 227V225L95 223L94 225V229H93V233H91L90 230H84L82 232H79L78 236L81 237V238H87V239H90L91 237H93V239L96 241V242H99V247H98V250L99 252L101 251L102 249V246H106V242H104L101 246H100V238H101V234H102ZM93 234V236H92ZM72 250H68L67 254H64L65 256H67L68 258H70L71 260H73L74 262L75 261H79L78 258H74L71 254H72ZM35 264H46L45 262H42V261H36Z\"/></svg>", "mask_w": 264, "mask_h": 264}, {"label": "water", "instance_id": "water-1", "mask_svg": "<svg viewBox=\"0 0 264 264\" xmlns=\"http://www.w3.org/2000/svg\"><path fill=\"white\" fill-rule=\"evenodd\" d=\"M258 128L261 129L260 126H258ZM258 133V131L255 130L254 134H252V136L249 138V140L246 142V144L244 145L243 149L241 150V152L236 156V158L234 159V161L232 162V164L228 167V169L226 170V172L223 174V176L220 178L219 182L216 184V186L213 188V190L211 191V193L209 194L208 198L205 200L204 204H202V206L199 208V210L196 212V214L193 216V218L191 219L189 226L182 232L181 236H179V238L174 242V244L169 248L170 251L178 244V242L182 239V237L186 234V232L188 231V229L190 228V225H192L194 223V221L198 218V216L201 214V212L203 211V209L205 208L206 204L208 203V201L210 200V198L214 195V193L217 191V189L219 188V186L221 185V183L224 181V179L227 177V175L230 173L231 169L234 167V165L236 164V162L239 160V158L241 157L243 151L245 148L248 147V145L252 142V140L254 139V137L256 136V134ZM169 250L167 251V254L170 252ZM165 257V256H164ZM161 261V260H160ZM155 264V263H154Z\"/></svg>", "mask_w": 264, "mask_h": 264}]
</instances>
